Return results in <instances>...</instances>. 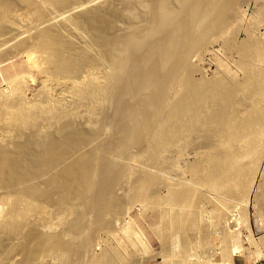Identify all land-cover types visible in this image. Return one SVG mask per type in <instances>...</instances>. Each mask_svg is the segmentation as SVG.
<instances>
[{
    "label": "rangeland",
    "instance_id": "374dc122",
    "mask_svg": "<svg viewBox=\"0 0 264 264\" xmlns=\"http://www.w3.org/2000/svg\"><path fill=\"white\" fill-rule=\"evenodd\" d=\"M5 1H7V0H4V1H2L3 3H11V4H13V1L15 2V0H8L7 2H5ZM9 1H11V2H9ZM17 2H19V4L20 5H22L23 3H25V5H27L28 6V8H30L29 6L30 5H33V2H34V0H28L27 1V3H29L30 5H28V4H26V2H25V0L24 1H22V0H16ZM36 1V3H38L39 1L38 0H35ZM42 0H40V2H41ZM83 0H81V4L83 5V4H85L84 3V1L82 2ZM90 1H92V0H90ZM95 1H97V0H93V2H95ZM99 1V0H98ZM103 1H107V2H110V3H115V0L113 1H111V0H103ZM117 1H119V0H117ZM116 1V2H117ZM120 1H122V0H120ZM127 1L129 2V1H131V2H129V3H127ZM156 1V2H155ZM123 0V2L126 4V6H128L129 4H131L130 6H128V7H130V11H129V13H130V15L128 14V12H124V10H123V12L126 14V16H123V18L121 17V15H120V20H118L116 23H115V27L117 28V31H116V29H115V27H114V32L116 33H114L115 35H116V37L118 38V40H122V41H119V43L120 42H123V40H124V38H125V35L122 37L121 35H118L117 36V32H119V34H122V33H120L121 32V29L123 30V34H126L127 35V32H129L132 28H134V27H136V28H134V29H132L131 30V32H130V35H131V37H130V35L128 34L127 35V37L125 38V39H129V37L130 38H134V35H137V36H135V38L133 39L134 41H135V39L137 40V39H139L138 40V42H140L139 44H135V45H139V46H137V47H139V48H137L138 49V52L140 53L141 51V53L139 54V53H137V51H135V50H137L136 48H132L133 49V51L131 50L130 51V49L129 48H127L128 49V52L130 51V53H126L125 52V54H130L128 57L125 55L123 58L121 57V59L119 60V61H121V63H119V61H118V63H116V61H115V64L113 65L114 66V68H115V70L116 71H118V69L120 68L121 70H122V68L123 67H120V66H122V64H123V61H124V63L125 64H127L125 61H128V64H127V66L125 65H123L124 66V69H123V71H121V73L123 72L124 73V75H122V74H120V75H114V72H116L114 69H112L111 68V66L112 65H110L111 63L113 64V60H112V62L110 63V61H104L103 60V63L104 62H106V63H104V65H102L101 63V61H99V63L98 64H101L100 66H101V68H100V66L99 67H97V65H92V66H88L89 67V69H88V67H87V69H85V67L84 68H81L78 72V74H80L79 76L80 77H83L86 73H87V75H89L88 77H86V75L83 77V78H81L80 80H82L83 82L85 81V83H87V82H89L90 80L91 81H94L95 80V78L96 79H98V80H96L95 82H98L97 84H95V86L93 85V87L92 86H90L91 84H90V82L88 83V84H90V85H88L87 84V88H88V86H90L89 87V89L87 90V88H85V91L87 90L88 92H86L85 93V91L84 92H79L75 87V85L76 84H81V82L82 81H80L77 77H75L76 75H73L72 76V78H71V76L69 77V80H68V77H67V75L66 74H62V73H58V72H55V73H58V74H60V76L58 77V76H56L57 74H55V73H52V72H54V71H52L51 70V67L50 66H48V68L49 69H47L46 71H45V69H42V70H44V72L42 71H39V70H41V68H38V66H40V65H42L41 67L42 68H47V65L49 64V61L45 58V55L44 54H47V53H44V52H41V51H38L37 49H36V51L35 52H33V53H35L34 55H37L36 53H37V51H38V53H42L43 54V57L46 59H43V60H45V61H43L42 60V56L40 55V54H38L37 56H38V58H39V56L41 57V60L42 61H40V58H39V60L37 61V64H36V62L34 61V63H32V62H30L31 64H32V66L30 65V63H29V59H27V57H26V55H28V54H31L30 52L31 51H33L32 49H34L35 50V48H31L30 50H29V47H31L29 44H27L28 46H27V48L24 46V48H22V49H24V50H22L21 49V47H19L18 48V51H17V47H18V39L20 40H22L23 38H25L26 36L25 35H23V34H27V33H25V31L28 29H30V28H32V26L31 25H33L34 27H36L37 26V24H35L34 25V23L32 24V21L34 22L35 20H37L36 18H34V20H32L33 19V14H32V16H30V13H29V16L26 14V12H25V15L27 16V17H31V19H30V21H31V23L29 22V20H28V18H25V16H23V10L27 7H25V5H23L25 8L22 10V8H23V6H21L20 8H21V11H22V13H21V11H19L20 9L18 8V11H16V14H15V11H14V9L15 10H17L16 8L19 6V4L17 5L16 3L15 4H13L14 5V8H12V9H10L9 11L11 12V10H12V12L14 11V14L11 12V14H13V15H18V16H16L17 18H19L20 17V15H21V17L20 18H22L23 19V21L22 20H19L20 21V23L21 24H23V25H25L21 30H20V32L22 31V30H24V28L26 29L25 31H23V32H17V31H19V30H17L16 29V31H11V30H13V28L9 25L10 23H4V21H2L5 25H1V29H2V27H3V29L2 30H5L4 28H5V26L8 24L9 26H7L8 28H10V30L8 29V30H6V32L5 31H2V30H0L1 32H0V34L1 33H3L4 34V32H5V34L3 35H0V55H1V52L3 53L2 54V57L0 56V58L2 59V60H0V95H2V96H0L1 97V99H0V103H1V100H3V98H4V96L3 95H6V96H9L10 97V95H11V93L13 92V95L14 94H16L15 92H18L17 93V95H15L14 96V98L13 97H8L9 99H10V101H11V98L14 100V99H16L17 100V102H19L18 104H20V102H21V105H20V109H21V107H22V102L23 103H25L24 105H23V107L25 106V108L24 109H26L27 111L29 110H31V112H34V113H29V111H28V113L26 112V115L27 114H29L30 116L32 115V117H28L29 115H27L26 117L28 118V119H20V117H16V118H19V119H17V120H19V122H22L21 124H19L18 123V121L17 120H15V121H12V120H14V119H11V118H8V116H7V118L8 119H11V120H9L10 122H8L7 120V118H5L4 117V114H3V105H0V107L2 108V109H0V113H1V111H2V114H0V116L1 117H3V119L0 117V142L3 140V145H5V141L7 142L8 141V139L9 140H12V135L13 134H16V135H14V137L13 138H18L17 136H20V134L22 133L23 134V132H25L26 131V129L29 131H27L26 132V135L28 134V133H30V130H35V131H37L38 130V133H37V136H38V134H39V137L40 136H45L44 138H47V139H54V140H56V138H58L60 135H52V134H55V133H57V134H59L60 132L59 131H61V129H62V126L60 127V124H61V122L64 120V122H65V124H66V122H68V124L67 125H65L64 124V122H62L64 125H63V127L64 126H69V127H71L72 125H74L73 127H75L76 129H82L81 131L83 132L84 130V132L83 133H85V134H87V135H89V136H91V138L90 139H93V136L91 135V132H93L92 134H94V133H96V134H94V136H96L95 137V139L91 142V144H86V146L88 145V148H90V150L88 149V148H86V146H84V145H82V149H84V147H85V149H88L87 150V152L88 151H90L91 153H93L94 151L96 152V151H98V154H97V158L98 159H95L96 157H94V161L95 162H97L98 160V163H99V165H98V163L96 164L95 162H93V163H95L98 167H96V165L95 164H93L94 165V169L93 170H95L94 171V176L96 177V175H97V177L95 178V180H96V182H95V180H94V183H96L95 185H93L92 184V187L94 188V187H96L95 189H93V188H91V191H92V189H93V191H95V192H91L90 191V193L89 194H87V193H84V194H82V193H79V194H81V197H82V199H84L83 200V204H85V206L84 205H82V203H81V199H78V198H80V197H78V196H80L79 194H77V193H74L75 195H78V196H75V195H72V193L73 192H71V195H69L70 197V199H72V202H73V198L72 197H75V199H76V203L77 204H75V205H72L73 203L71 202V200H70V202L72 203L71 204V208L73 207V206H75V208L77 207L76 205H78V206H83V207H85L84 209H83V207H79V208H76L77 210H79V211H75L74 210V212L72 213V211L73 210H71V212L70 211H68L67 210V205L65 206L64 205V207H66V210H65V208L63 207L62 208V206L60 207V204H59V206L57 205L58 204V201H57V207H55V206H53L52 204H55V203H52V201H51V204H50V201H48L49 203H48V206H47V204H46V206H44L45 205V203H47L46 201L49 199V198H47L45 201H44V199H40L39 200V202L41 201V200H43V202H44V208H46V210L45 211H47L46 213L48 214H46V213H44V214H46V215H43V217L44 216H49L50 217V219H52V217H54L55 218V216H56V218H55V220L57 221V224H58V220L59 221H62V215L64 214V217H63V219H65V220H63V222H59L60 224L61 223H64L65 221V223L63 224L64 226H62V224H61V227L63 228V230H62V232L61 231H59L61 228H59V227H56V221H54V226H52V223H51V226L52 227H55L54 229H56L55 230V232H52V228L50 227V222L48 223V222H46V224H45V227H46V225L49 227L48 228V230L49 229H52V230H47L45 227H44V230L42 229H40V226H39V228H38V232H40L39 231V229L41 230V234L43 235V231H45L44 233H45V236H46V238L45 237H43V238H40V239H38V237L36 238L37 239V241L36 242H34V244H33V242H32V240L30 241V242H32L31 244H30V242H29V244H30V250H31V252H30V250H29V252L27 251L26 252V249H28L29 248V246L27 245L26 246V249H25V251H20V253H19V250H18V253L19 254H15V253H11L10 255H6V257H10V258H6L5 259V256H4V260H6V261H1L2 263H0V264H30L31 262V264H35V263H37V264H264V244H263V242H262V240L264 239V209H263V205L264 204H262L263 202V198L261 199L260 197H262V196H264V192L262 193V191H264L263 189H264V185H262V184H264V181H262V180H264V148H263V146H264V138H263V135H264V96L262 95V93H259V94H255V95H253V97H251V95H250V97L248 96V93H247V96H248V98H247V96H246V94H245V92H244V94H245V96L243 95V97L241 96V94H242V92H243V89L241 88L242 86V84L244 83V82H246V80L243 82V79L244 78H246L247 76V74H244L243 75V73L242 72H244V66H246V64H244V66L243 67H241V68H239L238 66H239V64L240 65H243V62H245V63H248V60H247V58H246V56H247V54H248V49H246L247 51H245V50H243L244 48H242V52H246L245 54H242V53H240L241 52V49L239 50V47H242V46H251V44L253 43V42H255V43H257V45H261V46H263V42H264V22H263V20H264V17L263 16H261L262 15V13H264V3H262V2H264L263 0H261V3H259L260 2V0L258 1V0H256V2H255V0H248L249 1V3H248V1H246L247 3H244V2H242V3H244V4H246V5H248V6H241L242 5V3H241V5H240V7L239 6H237L235 9L236 10H238V9H240L241 7H244L243 9L241 8V10H243L242 12H241V10H238L240 13H238V14H235V13H233L232 12V14H231V19H236L237 17H239L240 18V20L239 21H237V19H239V18H237L236 19V23H235V21H232L231 22V24H233L232 25V27H233V31H232V27H231V24L229 25V30L230 31H232V33H234V32H236V33H234V35L233 34H230V36H229V33H230V31H228V30H226V32L228 33V36L223 32V34L222 33H220V34H222V37L221 36H219L220 34H218L220 31L219 30H217L218 31V33H216L215 32V29H213V31L215 32H213L214 33V35L216 34V35H218L219 37H221V38H225V36H224V34L227 36L226 38H230V39H227V40H230L229 41V43L230 44H228L229 45V47H228V45H226L227 43H225V41L226 42H228L226 39L225 40H223L222 39V41H221V39H220V41L217 39V37H215L212 33V36H214V39H212L213 37H210L209 38V36H210V33H208V32H210V30H208L207 31V29H206V31L205 32H207L209 35H207V34H204V38H205V35L206 36H208V37H206L207 39H205V41L207 40V41H209V40H212L213 42H208L207 43V45L205 46L204 44H203V42H204V40H202V39H200L202 36L201 35H199L198 37H200V38H198L197 39V37H196V39H195V37H193V38H185L184 39V37H183V34H182V32H181V30L180 29H177V27H176V25H179V24H185L187 21V19L186 18H183L184 20H183V22H181V20H179L181 23H179V21H178V19H180L179 18V15H180V17H181V15H184L185 17H187V13L185 14L184 12V14H179V12L180 11H183L184 10V8L183 7H185V3H186V5H188V3H187V0H173V3H172V1L171 0H159V2H158V0ZM166 1H167V3H166ZM176 1V2H175ZM258 1V2H257ZM32 2V3H31ZM39 2V3H40ZM89 2V1H88ZM92 2V3H93ZM100 2V1H99ZM138 2V3H137ZM142 2H144V3H142ZM153 2H155V3H153ZM157 2H158V4H160L161 3V5H162V2H164L163 3V5L164 4H166V5H169L170 7H168V6H166V5H164V6H166L167 7V10H168V8H169V11L168 12H170L169 13V15L170 14H172L173 13V15H170V18L167 16V18H166V20L169 18V22L170 21H172V19H173V21H174V23H173V25L175 24V26H173V25H171L170 27H169V24H172V22L171 23H167L168 21H166V25H168V26H166V29H167V27H168V32H167V30L165 31V34H164V36H162L163 34H161V38H160V36H158V37H156V34H160V33H157L156 31L154 32L155 33V35L151 32V30L152 29H150L151 27L150 26H155V25H158L159 23V21L158 20H160V19H158V18H155V15L157 14V13H159L160 11H161V8H160V11H159V8H157L158 9V11L159 12H157V10H155L156 9V7L158 6L157 5ZM183 2H185V3H183ZM22 3V4H21ZM36 3L34 2V7L36 6ZM86 3H87V0H86ZM136 3H137V5H136ZM169 3V4H168ZM181 3V4H180ZM261 4V5H263V6H261V5H259V4ZM141 4V5H140ZM148 4V5H147ZM152 4V5H151ZM175 4V5H174ZM86 5V4H85ZM132 5H134V7H132ZM147 5V6H146ZM151 5V6H150ZM156 7H155V6ZM173 5V6H172ZM257 6V5H259L261 8H262V11H260V7L258 6V7H255V6ZM33 6H32V9H30V10H33ZM37 6H38V4H37ZM125 6V5H124ZM125 6V7H126ZM139 6H141V7H139ZM148 6H150V9L148 8ZM152 6L153 7H155V12H157L156 14L152 11L151 12V10H152ZM160 6V5H159ZM181 6V7H180ZM1 7V6H0ZM128 7H127V9H128ZM136 7V8H135ZM160 7H162V6H160ZM178 7V8H177ZM239 7V8H238ZM27 8V9H28ZM144 8H146V9H144ZM147 8H148V10H147ZM175 8H176V10H175ZM238 8V9H237ZM247 8V9H246ZM257 10H256V9ZM260 8V9H259ZM1 9H3V10H6V9H4V8H2L1 7ZM1 9H0V12L1 13H3V11H1ZM27 9H25V10H27ZM125 9V8H124ZM182 9V10H181ZM202 9V8H201ZM258 9H259V11H258ZM171 10V11H170ZM186 10V9H185ZM236 10H234V11H236ZM254 10H255V12L259 15V16H261V17H263V19H261V22H263L262 24H261V22L259 21L260 19H258V22L260 23V25L258 24H255L256 23V21L257 20H255V19H257V18H260V17H258V16H256V13L254 12ZM52 11L54 12V9L53 10H48V11H46L45 12V16H46V18H47V16H48V18H49V20L48 19H46V18H42L43 19V21L44 20H48V21H46V22H49L51 19H53V22H56V19H59V22L61 21L60 20V18L59 17H62V12L61 13H57V14H61L58 18H56L55 19V17L56 16H58V15H56L55 16V14L54 13H52ZM126 11V10H125ZM128 11V10H127ZM143 11H148L147 12V15H145L146 13L144 12L143 13ZM149 11H150V13H149ZM4 12H6V13H8L9 15H11L10 14V12H8V9L6 10V11H4ZM29 12V10L27 11V13ZM137 12V13H136ZM187 12V11H186ZM259 12H262L261 14H259ZM0 13V14H1ZM6 13H3V14H1L2 16L4 15L5 17L7 16V17H9V15H7ZM20 13V14H19ZM51 13V15H52V17H49V16H51V15H48V14H50ZM123 13V14H124ZM137 15H136V14ZM154 15H153V14ZM180 13H182V12H180ZM243 15H242V14ZM6 14V15H5ZM122 14V15H123ZM124 14V15H125ZM133 14V15H132ZM141 16H140V15ZM176 14H177V16H176ZM241 14V17L239 16ZM64 15V14H63ZM128 15V16H127ZM153 15V16H152ZM159 15H160V13H159ZM236 15H238V16H236ZM12 16V15H11ZM45 16H42V17H45ZM133 18H132V17ZM139 16V17H138ZM145 16V17H144ZM172 16V17H171ZM183 16V17H184ZM254 16V18H252ZM255 16L257 17V18H255ZM134 17H135V19H134ZM148 17V18H147ZM150 17V18H149ZM151 17H154L153 19H154V21L156 22H154L153 21V19L151 18ZM177 17H178V19H177ZM232 17H236V18H232ZM12 18V17H11ZM51 18V19H50ZM147 18V19H146ZM175 18L177 19V21L175 20ZM182 18V17H181ZM229 18V19H230ZM7 20H8V18H6ZM28 20V22H25L24 20ZM42 19H40L41 21H42ZM54 19H55V21H54ZM129 19H130V21H129ZM137 19H138V21H137ZM140 19V20H139ZM144 19V20H143ZM186 19V20H185ZM230 19V20H231ZM142 20V21H141ZM149 20V21H148ZM253 20H255V22L253 21ZM22 21V22H21ZM39 21V20H38ZM37 21V22H38ZM41 21H39V22H41ZM152 21L154 22V24L155 25H153V24H151L152 23ZM175 21H176V23H175ZM186 21V22H185ZM25 24H24V23ZM36 22V21H35ZM36 22V23H37ZM53 22H51V23H53ZM131 22V23H130ZM234 22V23H233ZM27 23H30V25L29 24H27ZM56 23H58V20H57V22ZM55 23V24H56ZM61 23V22H60ZM117 23L119 24L120 23V25H121V27H120V25H117ZM146 23H149V24H146ZM179 23V24H178ZM228 23H230V22H228ZM252 23H254L253 25H252ZM39 24H41V23H39ZM126 24H127V26H126ZM131 24H132V26H131ZM135 24H139V25H136L135 26ZM144 26H143V25ZM181 24V25H182ZM187 24V23H186ZM23 25H21V27L23 26ZM119 27H117V26ZM125 25V26H124ZM146 25V26H145ZM150 25V26H149ZM237 25V26H236ZM240 25V26H239ZM250 25V26H249ZM255 25V26H254ZM139 26V27H138ZM173 26V27H172ZM254 26V28L252 29V27ZM7 27H6V29H7ZM28 27V28H27ZM30 27V28H29ZM33 27V28H34ZM40 27H42V26H40ZM39 27V28H40ZM156 27V26H155ZM257 27V28H256ZM37 28H38V26H37ZM143 28V29H142ZM145 28V29H144ZM147 28H148V30H150V32L149 31H147ZM174 28V29H173ZM200 28H202V26L200 27ZM220 28V27H219ZM231 28V29H230ZM249 28H251V29H249ZM62 29H65V28H62ZM120 29V30H119ZM136 29V30H135ZM138 29H140L139 30V34H135L134 32V35H133V33H132V31H134L135 30V32H137L138 31ZM156 29V28H155ZM169 29H170V32H169ZM218 29V28H217ZM235 29V30H234ZM237 29V30H236ZM27 30V31H28ZM33 30V29H32ZM38 30V29H37ZM37 30H36V28H34V31H36L37 32ZM129 30V31H128ZM173 30V31H172ZM204 30H205V28L202 30V29H198V31H200V32H202V34L203 33H205L204 32ZM247 30H248V32H247ZM12 33H11V32ZM63 31V30H62ZM65 31H66V29H65ZM64 31V32H65ZM153 31V30H152ZM198 31H196V32H198ZM8 32V33H7ZM28 32H31V33H28L29 34V36L30 35H32V32L33 31H31V29H30V31H28ZM36 32L34 33L33 32V35L34 34H36ZM126 32V33H125ZM142 32H143V34H142ZM200 32H198L197 34H199ZM246 32V33H245ZM10 33V34H9ZM138 33V32H137ZM149 33H150V35H149ZM168 33H169V35H168ZM174 33V34H173ZM249 33V34H248ZM252 33V34H251ZM19 34L20 35H22V36H24L23 38H22V36H19ZM27 34V35H28ZM172 34H173V37H171L172 36ZM181 35L182 36V39L184 40H181V37H179V35ZM11 35H12V37H11ZM16 35V36H15ZM32 35V36H33ZM140 35H143V36H140ZM149 35V36H148ZM153 35V36H152ZM194 35H195V33H194ZM193 35V36H194ZM251 35H253V36H251ZM17 36H19L18 38H17ZM28 36V37H29ZM129 36V37H128ZM146 36H147V38H146ZM175 36H177V38L175 37ZM191 36H192V34H191ZM234 36V37H233ZM236 36V37H235ZM6 37V38H5ZM9 39H8V38ZM11 37V38H10ZM15 37H16V39H15ZM73 37H75V36H73ZM80 37V40L79 39H77V38H79ZM81 35H79L78 37H76V38H73V39H77V42L79 41L80 43H78V45L80 44V46H82V43L84 42V41H81L82 39H81ZM84 37V36H83ZM121 39H120V38ZM137 37V38H136ZM144 37V38H143ZM158 38V39H160V41H162V42H160L158 39L156 40V38ZM165 37V38H164ZM168 37V38H167ZM202 37V38H203ZM251 37V38H250ZM262 37V38H261ZM14 38V39H13ZM27 38V37H26ZM30 38H31V36H30ZM85 38V37H84ZM123 38V39H122ZM142 38H143V40H142ZM146 38V39H145ZM172 38V39H171ZM173 38H175L174 40H173ZM179 38V39H178ZM232 38H234L235 40H233ZM254 38V39H253ZM28 39V38H27ZM89 38H85V40H87V41H89L88 40ZM141 39V40H140ZM174 41L173 43H172V41ZM186 39H188V41H186ZM190 39V40H189ZM209 39V40H208ZM217 39V40H216ZM252 39V40H251ZM3 40V41H2ZM13 40H15V41H13ZM21 40H20V45L19 46H22L23 44H21ZM84 40V39H83ZM133 40H131V41H133ZM146 40V41H145ZM167 40H169V44H170V46H169V44L167 45L166 43H165V41H167ZM175 40H178V42L177 41H175ZM197 40V41H196ZM198 40H202V42L200 43V41L198 42ZM254 40V41H253ZM87 41L86 42H84L83 44L85 45V46H88L89 44H90V42L87 44ZM126 41L127 40H125L123 43H121L120 45H122L123 44V46L122 47H117V49H119L118 51L120 52V51H122L123 53H124V51H125V49H123V47L125 46V43H126ZM134 41H133V43H134ZM142 41H144V43L142 42ZM260 43V44H258V42ZM76 42V41H75ZM142 42V43H141ZM145 42H147V43H145ZM153 42H154V46H153ZM157 42V43H156ZM159 42V43H158ZM177 42V43H176ZM183 43V44H181V43ZM189 42V43H188ZM235 42H236V44H235ZM12 43V44H11ZM15 45H14V44ZM18 43V44H17ZM149 43V44H148ZM163 43H165V44H163ZM198 44L197 46H196V44ZM211 43V44H210ZM233 43V46L235 47V49H233V47L232 46H230L231 44ZM247 43V44H246ZM249 43H251V44H249ZM13 45L12 47H10V49H9V46H11V45ZM87 44V45H86ZM147 44L149 45V46H147ZM157 44V45H156ZM178 44V45H177ZM201 44H203V46L201 45ZM254 44V43H253ZM253 44H252V46H253ZM5 45H8V47L7 46H5ZM84 45H83V47H84ZM119 45V44H118ZM142 45V46H141ZM176 45H177V47H176ZM195 45V46H194ZM201 45V46H200ZM210 45V46H209ZM227 47H226V46ZM240 45V46H239ZM255 46H257L256 44H254ZM14 46H16V48L14 47ZM126 46H127V44H126ZM130 47H132L131 45H129ZM149 47V48H142V49H144V50H146L147 49V51H145V52H143V50L140 48V47ZM159 47L158 49V51H159V54L160 55H162V53L164 54V55H162L163 57L165 56L166 57V54L164 53V51L167 53L169 50V54L171 55V56H173L174 57V55H173V53H177V54H179V52L181 53V54H179V55H177L178 57V59H179V61H178V63L180 62V59H181V62H180V64H179V66H177V64H175L176 66L174 67V66H172L174 63L173 62H171L170 60H169V62L172 64H170V63H168L166 60H165V62H167V65L168 64H170L171 66L170 67H174V69L176 68V70L174 71V69L172 68V69H170V70H172V71H170V72H168L169 71V69H167V68H170L169 67V65L166 67V66H162L161 64L163 63V64H165L164 63V61L163 62H161L162 61V58L163 57H159L158 55V51H154V50H157L156 48H154V47ZM161 46V47H160ZM168 46V47H167ZM187 46V47H186ZM255 46L253 47V48H255ZM4 47H6V49L8 50V51H5V53L3 52L4 50H6ZM23 47V46H22ZM128 47V46H127ZM174 47V48H173ZM197 49V50H195V48ZM246 47V48H247ZM11 48L13 49V51L11 50ZM28 49V51H26V49ZM122 50H121V49ZM154 49V50H151V49ZM162 48V49H161ZM178 49L177 51H176V49ZM203 48V49H202ZM238 48V49H237ZM253 49L252 47H249V49ZM4 49V50H3ZM116 49V50H117ZM126 49V50H127ZM141 49V50H140ZM169 49V50H168ZM175 49V50H174ZM231 49V50H230ZM9 50H10V52H9ZM140 50V51H139ZM160 50H162V53H161V51ZM164 50V51H163ZM118 51L116 52V53H118ZM134 51H135V53H134ZM153 51V52H152ZM176 51V52H175ZM190 51L192 52V53H190ZM208 51V52H207ZM229 51V52H228ZM26 52V53H25ZM115 52V51H114ZM173 52V53H172ZM116 53H114L113 55H117ZM121 53V52H120ZM142 53H143V55H142ZM152 53V54H151ZM194 53V54H193ZM4 54H6L5 56H4ZM220 54V55H219ZM241 54L242 55H244V57L246 58H244L246 61H244V59L243 58H241L242 56H241ZM119 55V54H118ZM117 55V56H118ZM124 55V54H123ZM151 55V56H150ZM170 55H169V58L168 59H170ZM175 55V56H176ZM212 55V56H211ZM215 55V56H214ZM246 55V56H245ZM37 56H36V58H37ZM120 56H122V55H120ZM132 56V57H131ZM135 56V57H134ZM181 56H182V58H181ZM3 57H4V59H3ZM115 56H113V58H114ZM119 57V56H118ZM117 57V58H118ZM150 57V58H149ZM154 57V58H153ZM168 57V56H167ZM184 57V58H183ZM219 57H220V59H223L224 60V65L222 66V63L220 62V63H217V61H218V59H219ZM29 58V57H28ZM37 58V59H38ZM117 58H114L115 60H117ZM120 58V57H119ZM118 58V59H119ZM125 58H127V60L125 59ZM130 58V59H129ZM133 58L135 59L136 58V61L135 60H133ZM161 58V59H160ZM186 58V59H185ZM215 58V59H214ZM218 58V59H217ZM149 59H152V60H149ZM167 59V58H166ZM167 59V60H168ZM243 60V62H242V60ZM29 60V61H28ZM34 60H35V58H34ZM130 60H132L134 63H132ZM173 60L175 61V63H177V61H176V59L175 58H173ZM216 60V61H215ZM222 60V61H223ZM240 62H239V61ZM130 61V62H129ZM155 61V62H154ZM156 61H158V63H160V64H157V62ZM184 61H185V63H184ZM226 61V62H225ZM41 62V64H39V63ZM45 62V63H44ZM101 62V63H100ZM107 62H109V63H107ZM150 62V63H149ZM153 62V63H152ZM186 62H188V64L186 63ZM193 62V63H192ZM215 62L217 63V64H220L223 68H224V66H225V64L226 63H228L227 64V66L228 67H230L229 69H227V70H229V71H233V73L235 72V71H237L238 70V72H235V76L233 77V76H231L230 74V72L228 71V76L230 77L229 79H231V78H237V81L239 82H241L242 84H240V82L239 83H237L236 82V79H235V83H236V85H234L235 83L234 82H232V81H227L226 83H234L233 85H234V87H233V89L234 88H236L237 87V84H239V86H241L240 88L239 87H237L236 89H238L239 88V90H236L238 93H241V94H239L237 97H234L235 98V100H233L234 98L232 97V96H234L232 93H234V91L235 90H231L228 86H230V87H232V84L231 85H225L227 88H228V91L232 94V96L231 97H228V96H230V94L228 95V91H226V93H225V91H224V89H222L223 91L222 92H220V90L218 91L217 90V92H218V94H219V96L221 95V93L223 94V95H225V98H226V96H227V98H232V100H233V102L235 101V103H234V105H233V102L232 103H230L229 104V102L231 101V99L230 100H228V101H226L227 100V98L226 99H224V96H223V98L222 99H224V100H222L221 98H219V96H218V98L219 99H221L222 100V102L220 103V102H218L219 101V99L217 98V97H215V98H217V100L216 101H214L215 102V104H214V107H215V105H216V103H217V107H215V109L216 108H220V109H213L214 107H211V108H209L207 105H208V103L209 102H213V94H215V92L216 91H214V93H213V91H212V93L208 90V94H207V90H206V93H204L205 91L203 90V88H202V85H204V89H205V87H206V85L207 86H209L210 85V83L211 82H213L212 83V85H216V80H219L218 78V76H219V73L221 74V72H220V70H222L220 67V65H218L219 66V68L217 69V68H215ZM239 62V63H238ZM131 63V64H130ZM138 65H137V64ZM183 63V64H182ZM214 63V64H213ZM237 63V64H236ZM242 63V64H241ZM33 64H36V65H33ZM119 64H121L120 66H119ZM133 64H134V66H133ZM186 64V65H185ZM212 64V65H211ZM232 64V65H231ZM50 65V64H49ZM107 65H109L108 67H106ZM118 65V66H117ZM148 67H147V66ZM234 65H236V66H234ZM248 65V64H247ZM95 66V67H94ZM103 66V67H102ZM105 66V67H104ZM112 66V67H113ZM116 66V67H115ZM132 66V67H131ZM166 67V70H167V72H166V70H164V72H162V70L164 69H162V67ZM192 66H194L195 68H192L191 69V67ZM227 66H225V67H227ZM34 67V68H33ZM96 69H94V68ZM119 67V68H118ZM125 67H128V68H126L125 69ZM134 68V70L133 69H131V68ZM151 67V68H150ZM157 67V68H156ZM184 67V68H183ZM217 67V66H216ZM227 67V68H228ZM35 68H38V70L37 69H35ZM91 68V69H90ZM108 68H110V69H108ZM117 68V69H116ZM142 68V69H141ZM148 68V69H147ZM187 68H190V70L189 69H187ZM197 68V69H196ZM237 70H236V69ZM247 68V67H246ZM249 68V67H248ZM247 68V69H248ZM83 69H85V70H83ZM159 69V70H158ZM193 69H195V70H193ZM225 69V68H224ZM223 69V70H224ZM239 69H244V70H239ZM87 70L88 71H92V72H87ZM110 70H113V71H110ZM150 70V71H149ZM184 70V71H183ZM227 70H226V73H227ZM81 71V72H80ZM83 71V72H82ZM84 71H85V73H84ZM97 71V72H96ZM126 71H128V72H126ZM131 71H133V72H131ZM159 71V72H158ZM173 71H174V73H173ZM176 71H178V72H176ZM217 71V72H216ZM231 71V72H232ZM241 71V72H240ZM46 72H49L48 74L50 75H48ZM112 74H111V73ZM119 72V71H118ZM135 72V73H134ZM157 72V73H156ZM163 74H162V73ZM183 72V73H182ZM190 72H192V73H190ZM197 72H198V74H197ZM215 72H216V74H218V76H214L213 77V75H215ZM219 72V73H218ZM246 72H248V70H245V72L244 73H246ZM46 73V74H45ZM84 74L83 76H82V74ZM99 73V74H98ZM110 73V74H109ZM148 73V74H147ZM169 75H168V74ZM173 73V74H172ZM232 73V74H233ZM238 75H237V74ZM55 74V75H54ZM78 74H77V76H78ZM92 74V75H91ZM94 74V75H93ZM116 74H119V73H116ZM126 74V75H125ZM132 76H131V75ZM167 74V75H166ZM176 74V75H175ZM189 74V75H188ZM47 75V76H46ZM63 75H65V76H63ZM91 75V76H90ZM98 75V76H97ZM105 75H107V76H105ZM108 75H110V76H108ZM128 75V76H127ZM130 75V76H129ZM152 75V76H151ZM160 75V76H159ZM242 75L243 76H245V77H243V79H241V77H242ZM45 76V77H44ZM49 76V77H48ZM52 76V77H51ZM54 76H56V77H54ZM78 76V77H79ZM92 76H94V78L93 79H91L90 77H92ZM96 76V77H95ZM103 76V77H102ZM145 76V77H144ZM193 76V78L194 79H196V80H194L193 78H191ZM48 77V78H47ZM61 77H66V79L64 78H61ZM75 77V80L73 79ZM107 77V78H106ZM111 77V78H110ZM115 78V80L116 81H112V78ZM118 77H121V79L119 78L118 79V81H120V82H118L117 83V78ZM217 79H216V78ZM19 79L20 81H21V85H20V83L18 82V80H17V83H19V84H16L17 85V90L18 91H16L15 90V92H14V90H13V88L11 87L12 85V82H11V84H10V81L9 80H11L12 79V81H13V79ZM23 78V79H22ZM51 78V79H50ZM54 78V79H53ZM56 78V79H55ZM60 78V79H59ZM71 78V79H70ZM76 78L78 79V80H76ZM86 78V79H85ZM100 78H102V79H100ZM109 78H110V80H109ZM113 78V79H114ZM139 78V79H138ZM142 78V79H141ZM146 78V79H145ZM184 78V79H183ZM187 78V79H186ZM192 79V81L195 83L196 82V85L197 84H199V85H201V88L200 87H198L199 88V90H197V92H199V93H197L196 92V94L195 95H197L195 98L197 99V101L195 100V98H194V101H192V102H194V103H192V105H191V103H189V102H191L190 101V99L191 100H193V97H191V95H190V97L191 98H189V97H187L188 95H189V93H190V86L192 85V82L189 80V79ZM213 78L215 79V82L214 81H211V80H213ZM238 78L240 79V80H238ZM63 81H62V80ZM84 79V80H83ZM106 79V80H105ZM160 79V80H159ZM72 80V82L70 83V81ZM89 80V81H88ZM107 80L109 81V83L107 82ZM131 80V81H130ZM161 80H163V81H161ZM189 80V82H191V83H189L188 82V84H186V81H188ZM199 80V81H198ZM204 81V80H206V81H204V84L202 83V82H200V81ZM210 80V81H209ZM226 80V79H225ZM233 80V79H232ZM73 81L76 83H74V86L72 85L73 84ZM79 81V82H78ZM101 83H100V82ZM124 82V83H122V82ZM173 81V82H172ZM197 81H198V83H197ZM44 82V83H43ZM58 82V83H57ZM63 82V83H62ZM69 82V83H68ZM114 82V83H113ZM177 82V83H176ZM179 82H183L182 83V85H181V83H179ZM185 82V83H184ZM205 82H208L207 84L205 83ZM111 83V84H110ZM133 83V84H132ZM153 83V84H152ZM180 85H179V84ZM201 83V84H200ZM44 84H46V85H44ZM79 84V85H80ZM99 84V85H98ZM102 86H101V85ZM106 84V85H105ZM120 84H122V85H120ZM126 84V85H125ZM136 84V85H135ZM178 84V85H177ZM184 84V85H183ZM206 84V85H205ZM11 85V86H10ZM71 85H72V87H71ZM116 85V86H115ZM152 85V86H151ZM175 85H176V87H175ZM185 85H187V87H190V88H188L189 90V93H187V88L185 87ZM199 85H197V86H199ZM97 86V87H96ZM120 86V87H119ZM126 86V87H125ZM236 86V87H235ZM11 87V88H10ZM47 88V90H46V88ZM178 87H182L181 89H183L181 92L179 91V90H177L178 89ZM226 87H224V88H226ZM21 88V89H20ZM108 88V89H107ZM111 88V89H110ZM197 88V89H198ZM226 88V89H227ZM20 89V90H19ZM74 89V90H73ZM95 89V90H94ZM97 89V90H96ZM158 89V90H157ZM186 89V90H185ZM207 89V88H206ZM242 89V92H240V90ZM75 90H77V91H75ZM94 90V91H93ZM117 90V91H116ZM125 90L126 91V93L124 92L123 93V91ZM175 90H176V92H175ZM185 90V92H183ZM204 91V92H201V91ZM12 91V92H11ZM90 91H93V92H91L90 93ZM115 91V92H114ZM130 91H132V92H130ZM136 91V92H135ZM149 91V92H148ZM177 91H178V94H176L177 93ZM11 92V93H10ZM63 92V93H62ZM74 92V93H73ZM155 92V93H154ZM166 92V93H165ZM180 92V93H179ZM183 92V93H182ZM216 92V93H217ZM8 93H10V94H8ZM20 93V94H19ZM44 93L46 94V95H44ZM77 93H78V95H77ZM82 93V94H81ZM85 93V94H84ZM120 93H122L121 95H120ZM131 94L130 96L128 95V94ZM139 93H141V94H139ZM159 93V94H158ZM185 93V94H184ZM202 93H204V94H202ZM238 93H235V94H238ZM87 94V95H86ZM119 94V95H118ZM124 94H126V95H128L127 97H126V99H124ZM135 94V95H134ZM144 94V95H143ZM180 94H183V95H185V97L187 98V100H188V98H189V100L187 101L186 100V98L183 96V95H180ZM191 94V93H190ZM205 94H207V96H209V95H211V96H209V98L211 99V97H212V99H211V101H209L207 98H206V96H205ZM250 94V93H249ZM264 94V93H263ZM21 95V96H20ZM41 95V96H40ZM44 95V96H43ZM62 95V96H61ZM257 95V96H256ZM258 95H260V96H258ZM6 96H5V98H4V100L6 99ZM17 96V97H16ZM19 96H20V100H19ZM79 96H81V97H79ZM85 96V97H84ZM116 96V97H115ZM119 96L121 97V98H119ZM149 96V97H148ZM178 96V97H177ZM181 96V97H180ZM214 96H216V95H214ZM236 96V95H235ZM262 96V97H261ZM3 97V98H2ZM23 97V98H22ZM45 97V98H44ZM47 97V98H46ZM76 97V98H75ZM100 97V98H99ZM106 97V98H105ZM144 97H145V99H144ZM169 97V98H168ZM175 97V98H174ZM183 97V98H182ZM200 97H201V99H200ZM203 97H204V101H203ZM247 98V100H245L244 101V99L243 98ZM8 98L6 99V100H8ZM130 98V99H129ZM139 98H141V99H139ZM150 99V100H152V101H150V102H154L153 103V110H149L152 106H151V104L148 102V100L147 99ZM153 98L155 99V101H153ZM159 98V99H158ZM174 98V99H173ZM182 99V102L180 103V101H181V99ZM185 98V99H184ZM206 98V99H205ZM251 98V99H250ZM260 98H262V101H261V99ZM38 99H39V101H38ZM81 99H82V101H81ZM86 99V100H85ZM116 99V100H115ZM137 99V100H136ZM157 99V100H156ZM239 99V100H238ZM257 100V102L256 101H254V100ZM12 100V107H10V108H13L14 106L16 107V103H15V101L16 100H14L13 101ZM73 100V101H72ZM122 100H124L123 101V103H122ZM131 100H133V103H131L132 101ZM146 100H147V102L149 103V104H147L146 103ZM160 100V101H159ZM178 100V101H177ZM180 100V101H179ZM184 100L188 103V104H190V105H188L186 102H184ZM207 100V101H206ZM215 100V99H214ZM220 100V101H221ZM242 100V101H241ZM250 102H249V101ZM9 101V104H11V102ZM61 101V102H60ZM98 101V102H97ZM112 101V102H111ZM119 101V102H118ZM128 101H130V104H131V106L130 107H128L129 106V102ZM157 101V102H156ZM166 101H168V102H166ZM170 101V102H169ZM206 101V102H205ZM226 101V102H225ZM243 102L244 103V105H243V103H241V102ZM13 102L15 103V105L13 104ZM66 102V103H65ZM89 102V103H88ZM109 102V103H108ZM128 102V103H127ZM144 103L143 105H145V106H150V108L148 109V107H146L147 109H148V111H149V113L148 114H150L151 116H152V113L151 112H153L154 110H156V112H160V113H156L155 111V113L157 114H153V115H156V116H154V117H152L154 120L152 121H150V119H148L152 124H150V126L152 127V125H153V127L151 128L150 126H149V128L150 129H147L146 127H147V125H145L146 123L144 122L145 120H146V118H148V117H144L143 116V114L144 115H146V116H149V118H150V115H147L146 113H143L142 112V110H143V108L145 107H141V111L139 110L140 109V107L138 106V105H136L137 106V110L138 111H136V107H133V105L135 106V103H139V105L141 106V103ZM161 102V103H160ZM172 102L174 103V104H172ZM178 102V103H177ZM198 102V103H197ZM208 102V103H207ZM213 102V103H214ZM249 102V103H248ZM49 103V104H48ZM118 103V104H117ZM119 103H121L120 104V108L123 110L122 112H121V109H120V111H119V107H118V105H119ZM126 103H127V105H126ZM155 103H156V105H155ZM157 103H160L159 105H161L160 107H158V104ZM165 103V104H164ZM177 103V104H176ZM203 103H205L204 105H203ZM207 103V104H206ZM225 103V104H224ZM255 104V105H253V104ZM259 103V104H258ZM27 104L30 106V107H28L27 106ZM44 104H46V105H44ZM103 104V105H102ZM114 104V105H113ZM124 104V105H123ZM133 104V105H132ZM196 104V105H195ZM210 105L209 106H212L213 104L212 103H209ZM223 104V105H222ZM227 104V105H226ZM241 104L243 105V106H241ZM258 104V105H257ZM32 105V106H31ZM43 105V106H42ZM101 105V106H100ZM166 105V106H165ZM179 105V106H178ZM205 105L207 106L206 108H205ZM222 105V106H221ZM238 105V106H237ZM252 105V106H251ZM9 106H11V105H9ZM18 107H19V105H17ZM76 106V107H75ZM106 106V107H105ZM121 106H124V107H126V108H124V107H121ZM154 106H156V109H154ZM177 106V107H176ZM186 106V107H185ZM188 106V107H187ZM225 107V109H224V107ZM235 106V107H234ZM239 107V108H237V107ZM241 106V107H240ZM18 107H16V109H18ZM22 107V108H23ZM100 107V108H99ZM113 107V108H112ZM118 107V108H117ZM133 107V108H132ZM184 107V108H183ZM205 109H207V110H205ZM251 107V108H250ZM9 108V107H8ZM7 108V109H8ZM9 108V109H10ZM29 108V109H28ZM78 108V109H77ZM159 108V109H158ZM208 108H209V110H208ZM237 108V109H236ZM249 108H250V110H249ZM9 109H8V111H9ZM16 109L14 108V112H16V114H17V112H18V114L19 113H21L22 111L21 110H19V111H21V112H19L18 110L16 111ZM99 109V110H98ZM104 109V110H103ZM108 109V110H107ZM116 109V110H115ZM127 109V110H126ZM135 109V110H134ZM172 109H173V111H172ZM182 109V110H181ZM184 109V110H183ZM203 109V110H202ZM215 110V112L213 111V110ZM241 109V110H240ZM34 110V111H33ZM66 110V111H65ZM118 110V111H117ZM144 110H145V108H144ZM160 110V111H159ZM164 110H165V112H164ZM175 110V111H174ZM205 110V111H204ZM211 110H212V112H214V113H212L211 114ZM219 110H221V111H219ZM223 110V111H222ZM259 110H260V112L262 113L263 112V114H261L260 112H259ZM8 111H7V113H8ZM38 111V112H37ZM55 111V112H54ZM106 111H107V113H106ZM133 111H134V114H133ZM136 111V112H135ZM140 111V112H139ZM147 110H145V112H146ZM147 111V112H148ZM167 111V112H166ZM170 111H172L171 113H170ZM182 111V112H181ZM208 111V112H207ZM253 111V112H252ZM257 111V112H256ZM10 112H12L11 111V109H10ZM25 112H22V113H24L25 114ZM105 112V113H104ZM117 112V113H116ZM128 113V115L129 116H126L127 114H125V115H122L123 113ZM130 112V113H129ZM153 112V113H154ZM161 112H163V113H161ZM176 112H178V114L176 113ZM210 112V113H209ZM260 114H259V113ZM4 113H5V107H4ZM7 113L5 114V115H7ZM22 113H21V115H22ZM37 113V114H36ZM52 115H51V114ZM57 113V114H56ZM83 113V114H82ZM100 113V114H99ZM116 113V114H115ZM132 113V114H131ZM135 113H137V114H135ZM139 113V114H138ZM170 113V114H169ZM176 113V114H175ZM180 113V114H179ZM200 113V114H199ZM201 113H202V115H201ZM242 113V114H241ZM245 113V114H244ZM23 114V115H24ZM33 114H35V116L37 115V121L35 122V121H33L34 119H35V117L33 116ZM39 114V115H38ZM44 114V115H43ZM48 114V115H47ZM62 114V115H61ZM66 114V115H65ZM115 114V115H114ZM141 114V115H140ZM163 114V115H162ZM165 114V115H164ZM174 114V115H173ZM199 114V115H198ZM252 114H254L253 116H251ZM256 114V115H255ZM20 115V114H19ZM18 115V116H19ZM50 115L52 116V117H50ZM64 115H65V117H64ZM116 115H117V117H116ZM118 115H122L123 117L124 116H126L125 118H123V117H119ZM159 115V116H158ZM176 115V116H175ZM198 115V116H197ZM210 115V116H209ZM212 115V116H211ZM250 115V116H249ZM69 116V117H68ZM101 116V117H100ZM140 116V119L139 118H135V117H139ZM142 116H143V118H144V120L142 121ZM165 116V117H164ZM167 116V117H166ZM178 116V117H177ZM198 117V119H199V121H198V119H197V117ZM200 116L202 117L201 119H200ZM240 116V117H239ZM242 116H244V117H242ZM245 116H247V117H245ZM256 116H258V117H256ZM47 117H49V118H47ZM58 117V120L56 119ZM63 119H62V118ZM71 117V118H70ZM72 117H73V119H72ZM88 117V118H87ZM104 117V118H103ZM114 117V118H113ZM116 117V118H115ZM119 117V118H118ZM206 117V119H204ZM211 119H210V118ZM249 117V118H248ZM253 117V118H252ZM254 117H256V118H254ZM34 118V119H33ZM47 118V119H46ZM51 118V119H50ZM56 120H55V119ZM67 118V119H66ZM70 118V119H69ZM127 118H130V119H132L133 120V122L134 123H130V122H132V121H130L129 119H127ZM156 118V119H155ZM170 118H172V120L170 119ZM174 118V119H173ZM208 118V119H207ZM241 118V119H240ZM252 118V119H251ZM258 118V119H257ZM29 119H32L31 120V122H29ZM39 119V120H38ZM49 119V120H48ZM53 119V120H52ZM62 119V120H61ZM75 119V120H74ZM117 119H127V121H123V120H118L117 121ZM139 119V120H138ZM181 119V120H180ZM204 119V120H203ZM227 119L229 120V122H226L227 121ZM244 119H245V121H244ZM251 121H250V120ZM261 119H263V120H261ZM22 120V121H21ZM23 120H27L28 121V125H25V126H23L24 124H26L25 122H24V124H23ZM65 120H68V121H65ZM70 120H72V121H70ZM74 120V121H73ZM77 120V121H76ZM87 120H89V121H87ZM96 120V121H95ZM100 120V121H99ZM113 120V121H112ZM175 120V122H172V121H174ZM207 120V122H205ZM212 120V121H211ZM253 120V121H252ZM258 120V121H257ZM6 121H7V123H10V124H7L6 123ZM130 121V122H129ZM197 121V122H196ZM226 123H225V122ZM247 121H249V122H247ZM255 121L257 122V124L255 123ZM13 122V123H12ZM15 122H17L16 124H18L19 126L21 125V127L23 128V129H20L19 131L21 132V131H23L24 129V131L23 132H21V133H19V131L17 130V132L15 131L16 130V128H14V129H12V130H14V132L12 131H9L10 130V126L9 125H11V127L12 126H14L15 124ZM35 122V123H34ZM56 122H58V124L56 123ZM71 122H73V124L71 123ZM75 122V123H74ZM114 122H116V123H114ZM143 122V123H142ZM153 122H154V124H153ZM167 122H169V123H167ZM201 122V123H200ZM241 122V123H240ZM252 122V123H251ZM259 122H260V124H259ZM6 123V126H3L4 124ZM30 123V124H29ZM72 125H71V124ZM81 123L83 124V128L84 127H86V128H82V125H81ZM101 123L103 124V125H101ZM113 123V124H112ZM119 123V124H118ZM128 125H127V124ZM139 123V124H138ZM163 123V124H162ZM173 123H174V125H173ZM181 123V124H180ZM184 123V124H183ZM190 123H194V124H190ZM210 123V124H209ZM236 123H238L237 124V126H236ZM254 123V124H253ZM12 124H14V125H12ZM31 124L33 125V127L31 126ZM37 124V125H36ZM42 124V125H41ZM49 124V125H48ZM76 124L78 125H81V126H77V127H79V128H77L76 127ZM92 124V125H91ZM135 125L134 126V129L135 128H137L139 131V133H136V135L134 134V132H137V130H134L132 127V125ZM145 125V126H142L143 127V129H142V133H141V125ZM147 124H149V123H147ZM169 124V125H168ZM178 124V125H177ZM191 126H190V125ZM218 124V125H217ZM249 124H251V126L249 125ZM259 124V125H258ZM262 124V125H261ZM62 125V124H61ZM94 125H95V128H93L94 127ZM115 125H117V126H115ZM155 125H156V127H158V128H156L155 127ZM163 125V126H162ZM181 125H182V127H181ZM184 125H186V126H184ZM193 125H194V128H193ZM199 125H200V127H199ZM202 125H206V128H205V126L204 127H202ZM211 127H210V126ZM229 125V126H228ZM249 125V128L250 129H248L247 130V126ZM28 126V127H27ZM47 126V127H46ZM53 126V127H52ZM92 126V127H91ZM98 126V127H97ZM114 126V127H113ZM127 126H130V128L129 127H127ZM168 126V127H167ZM172 126H173V128H172ZM174 126L176 127V128H174ZM184 126V127H183ZM214 126V128H213V130H212V127ZM236 128H235V127ZM243 126V127H242ZM254 126V127H253ZM261 126V128H259ZM263 126V127H262ZM4 127V128H3ZM14 127H16V125L14 126ZM25 127H27V128H25ZM32 127V129H29V128H31ZM60 127V130L58 131V129L57 128H59ZM68 127V128H69ZM81 127V128H80ZM146 129H145V128ZM165 127V128H164ZM171 127V128H170ZM177 127H181L182 128V132H179V130H181V128L179 129V130H176L177 129ZM188 127V129H186ZM226 127V128H225ZM230 127V128H229ZM258 127V128H257ZM7 128H8V130H7ZM42 128V129H41ZM74 128V129H75ZM99 128V129H98ZM114 128V129H113ZM155 128V129H154ZM160 128H162V129H160ZM186 129L187 130V132H186V130L184 131L183 129ZM208 128V129H207ZM229 128V129H228ZM233 130H232V129ZM235 128V129H234ZM240 129V130H238L239 132H237L236 130L237 129ZM245 128V129H244ZM252 128V129H251ZM42 131V132H40L39 133V131L40 130ZM91 130L89 133H87L89 130ZM98 129V130H97ZM120 130V132H119V130ZM126 129V130H125ZM131 129H133V130H131ZM146 130V131H144L143 132V130ZM197 129V130H196ZM200 129V130H199ZM225 129V130H224ZM254 129H256V131L254 130ZM5 130V131H4ZM44 130H45V132L46 133H44ZM54 130V131H53ZM56 130V131H55ZM87 130V131H86ZM93 130V131H92ZM94 130H97V131H94ZM125 132H124V131ZM147 130H149V131H147ZM158 130H160V131H158ZM165 130V131H164ZM173 130V131H172ZM190 130V131H189ZM203 130H205V131H203ZM208 130V131H207ZM217 130V131H216ZM232 130V131H231ZM254 130V131H253ZM9 131V132H8ZM34 131V132H35ZM49 131V132H48ZM59 133H58V132ZM123 131V132H122ZM194 131H196V132H194ZM198 131V132H197ZM203 131V132H202ZM10 132H11V134H10ZM16 132V133H15ZM51 132V133H50ZM55 132V133H54ZM97 132H100V133H97ZM157 132V133H156ZM159 132H160V134H159ZM163 132V133H162ZM177 132H179V133H181V134H177ZM184 132H185V134L186 133H188L189 134V132L191 133V134H195V133H202V134H204L203 136H205V135H207L208 137H212V138H209L210 139V141L212 142V144H210V141H208V138H207V136H205V137H203V136H201L202 134H198V135H196V136H201V139H202V137H203V139L202 140H200V139H198V138H200V137H195V135L193 134L192 136H190V134L187 136V135H184ZM193 132V133H192ZM207 132V133H206ZM212 132V133H211ZM247 132V133H246ZM250 132V133H249ZM252 132V133H251ZM255 132V133H254ZM256 132H258V134L256 133ZM4 133V134H3ZM33 132H31L30 133V135L32 136L33 134H32ZM43 133V134H42ZM116 133V134H115ZM128 133V134H127ZM133 133V134H132ZM146 133H148V134H146ZM173 133L174 134H177L176 136H174L173 135ZM232 133H235V134H233V136H232ZM239 133V134H238ZM259 133H261V135L259 134ZM34 134H36V133H34ZM50 136H49V135ZM101 134V135H100ZM127 134V135H126ZM131 134L132 135H134V136H132L131 137ZM140 134V135H139ZM141 134H142V137H144V134L146 135L145 136V139H143L142 137H141ZM155 134V135H154ZM166 134V135H165ZM215 134V135H214ZM221 134V135H220ZM224 134V135H223ZM229 134H230V137H229ZM245 134V135H244ZM257 134V135H256ZM263 134V135H262ZM25 135V137H29V135L28 136H26ZM49 137H48V136ZM99 135V136H98ZM121 137H120V136ZM137 135H139L140 136V142H139V140L138 141H136V138H134L135 140H132V138L133 137H137V138H139V136H137ZM217 135H218V137H217ZM235 135V136H234ZM239 135V136H238ZM240 135H242V136H240ZM251 135V136H250ZM252 135H254L253 137H252ZM8 138H6V137ZM11 137V138H9V137ZM16 136V137H15ZM22 136V135H21ZM24 136V135H23ZM30 136V138H35V137H31ZM51 136L53 137V138H51ZM56 136H58V137H56ZM126 136V137H125ZM128 136V137H127ZM129 136L131 137L130 139H129V141L130 140H132V141H135L136 143H137V147L139 146V145H141L142 143V146L143 147H145V148H143V147H141V149H146L145 151H142L140 148H137L136 147V143L134 144L135 145V148H134V145L133 144H130V146L128 145V141H126V139L128 140V138H129ZM160 136V137H159ZM161 136H164L165 137V140L162 138L161 139ZM166 136H167V138H166ZM172 136H173V139L171 140V138H172ZM213 136L215 137V138H217L219 141H217V139H214L213 138ZM226 136H228V137H226ZM247 138H246V137ZM251 138H249V137ZM257 136V137H256ZM25 137H23V138H25ZM55 137V138H54ZM124 137V138H123ZM156 137H157V139H158V137L161 139H159V140H157V142H156ZM171 137V138H170ZM184 137H186V140L185 141H183L184 140ZM241 137V138H240ZM244 137V138H243ZM23 138H19V139H23ZM40 138H43V137H40ZM96 138H97V141H96ZM115 138V139H114ZM192 138H193V140H192ZM196 138V139H195ZM206 138H207V140H206ZM245 138L247 139V141L245 140ZM254 138H256V139H254ZM258 138H259V140H258ZM261 138V139H260ZM14 140L13 139V141L12 142H9V143H12V144H10L11 146L13 145V147H15L18 143L17 142H14V141H18L19 139H17V140ZM119 139V140H118ZM125 139V140H124ZM214 139V140H213ZM236 139V140H235ZM32 140V139H31ZM155 140V141H154ZM171 140V141H170ZM182 140V141H181ZM190 140V141H189ZM200 140V141H199ZM214 141V143H213V141ZM239 140V141H238ZM251 142H250V141ZM261 140V141H260ZM20 141V140H19ZM97 143H96V142ZM116 141H118V143L116 142ZM122 141H126V142H122ZM160 141V142H159ZM192 141L194 142V143H192ZM230 141V142H229ZM240 141H242L241 143H243V144H245V147H244V145H242L241 143L239 144V142ZM244 141H245V143H244ZM253 141V142H252ZM256 141V143H254ZM13 142H14V144L15 143H17L15 146H14V144H13ZM131 142V141H130ZM139 142V143H138ZM185 143L186 142V144L188 145V148H185L186 146H184V145H182L183 143ZM191 142V144H192V146H191V144H189ZM203 142H205V143H203ZM207 142H209V143H207ZM218 142V143H217ZM223 142V143H222ZM248 142H250V144L248 143ZM20 143V142H19ZM94 143H96V144H94ZM113 143V144H112ZM124 145H123V144ZM126 143V144H125ZM132 143V142H131ZM146 143H147V146H146ZM159 143V144H158ZM200 143V144H199ZM217 143V144H216ZM219 143H221L220 145H219ZM246 143H247V145H246ZM253 143V144H252ZM259 143V144H258ZM1 145H0V148H2L1 146H2V143H0ZM8 144V143H7ZM7 144L5 145V146H3V149H4V147H5V149L3 150V151H6V152H8L9 150H10V147L9 148H7L6 149V146H7ZM120 146H119V145ZM139 144V145H138ZM175 144H180V146H184V148L185 149H183V148H181L180 147V149L177 147V145L176 146H173V145H175ZM185 144V145H186ZM202 144H205L206 146L207 145H209V146H207V147H212L214 144H216V146L214 147H212V148H207V147H205V145L204 146H201ZM236 144L238 145V146H236ZM252 144V145H251ZM10 145H8V146H10ZM93 145H94V147H93ZM116 145H118V146H116ZM158 145V146H157ZM163 145V146H162ZM212 145V146H211ZM242 145V146H241ZM248 145H250V147H248ZM260 145V146H259ZM262 145V146H261ZM90 146H92V148H93V152H92V149H91V147ZM96 146V147H95ZM100 146V147H99ZM116 146V147H115ZM200 146V147H199ZM221 146V147H220ZM236 148H234V147ZM256 146V147H255ZM259 146V147H258ZM13 147H11L13 150L11 151H9V153H13V151H14V148ZM81 147V146H80ZM151 147V148H150ZM175 147V148H174ZM196 147V148H195ZM231 147H232V149H231ZM243 147V148H242ZM258 147V148H257ZM16 148H17V146L15 147V150H16ZM95 148V149H94ZM131 148V149H130ZM133 148L136 150H139V151H135V150H133ZM177 148H178V150H177ZM216 148V149H215ZM239 148V149H238ZM247 150H249V149H253V151L254 150H256V148L259 150V154H261V155H259V159H261V161L259 160V164H257V166H255V168L256 169H254V170H257L258 169V172L257 171H255V172H257V173H255V172H253V173H255V175L253 174V175H251L252 177H251V179L253 178V181L254 182H252V180L250 181V187L247 185V190L248 191H250L249 189L251 188V191L250 192H248L247 190H246V188H242L241 187V189H243V190H241L239 187V189L242 191V193H243V191H245L246 190V194H244V197L242 198L241 196L243 195V194H241L240 192L241 191H239V190H235V193H236V191H238L239 192V195L241 194V198L245 201H241V200H239V198L237 199L236 198V196H235V198H233V196H232V199H234V200H231V195H230V199H229V197L227 198L226 196H223V199H222V195H224V193L227 191V189H226V191L224 190V188H223V185H222V178L225 176L224 174H226L229 170H226L227 168H228V166L230 165L231 166V164H232V162L234 161V159H235V161L237 160V161H241V166L244 164H250V161H251V165H252V161H253V159H254V153H253V155H251V150H249L250 152L248 153V154H250L249 156L251 157L252 156V160L250 159V158H246L245 159V157L246 156H248V155H246L243 151L245 150V152L247 153V151H246V149ZM260 148H262V149H260ZM18 149H19V147H18ZM100 149V150H99ZM181 149H183L182 151H181ZM228 149V150H227ZM231 149V150H230ZM2 150V149H1ZM150 150V151H149ZM175 150H177V151H175ZM180 150V151H179ZM213 150V151H212ZM226 150V152H224ZM233 150H235L234 151V153L236 152V151H239V153H235V156H234V153H233ZM260 150H262V153H260ZM18 151V150H17ZM117 151V152H116ZM174 151V152H173ZM15 152V151H14ZM95 152L93 153V154H91V153H89L88 155L90 156V154H91V156L92 157H89L88 156V158H90V160L92 159L93 160V156H96V154H95ZM131 153V154H130ZM144 153V154H143ZM227 153V154H226ZM230 153V154H229ZM245 155H244V154ZM150 154V155H149ZM159 154V155H158ZM179 154V155H178ZM240 156H239V155ZM126 155V156H125ZM229 155V156H228ZM224 158H223V157ZM231 156H232V158H231ZM233 156H234V159H233ZM105 157V158H104ZM218 157V158H217ZM227 157V158H226ZM229 157V158H228ZM236 157V158H235ZM242 157H243V159H242ZM238 158V159H237ZM240 158V159H239ZM219 159V161H217ZM227 159V160H226ZM233 159V161L231 162L230 160H232ZM248 159V161H249V159H250V161L249 162H247L246 160ZM97 160V161H96ZM106 160H107V163H106ZM110 160V162H108ZM225 160V161H224ZM115 161V162H114ZM234 161V162H235ZM92 162V161H91ZM105 162V163H104ZM113 162V163H112ZM229 162V163H228ZM261 162V163H260ZM109 163H110V165H112L113 167L115 166L117 169L115 170L116 171V173L114 172H112L113 173V175H115V179H117L118 180V178L117 177H119V179L120 180H122L123 179V177H124V179H123V181H117V182H119V183H116L115 184V179H114V176L112 177V175L110 176L111 178H112V181H111V179L109 180L108 178H109V176L107 175V177H106V179L107 180H109V181H107L106 179H104L105 177H104V175H105V173L104 174H102L101 172H103V170L104 171H106L107 169H108V172H109V174L111 173L109 170H111V169H109L110 167H112V166H107V168L105 167V165L107 164V165H109ZM116 165H115V164ZM120 163H122V164H120ZM231 163V164H230ZM236 163V162H235ZM92 164V163H91ZM92 165V166H93ZM118 165V166H117ZM132 165V166H131ZM223 165H225L224 167H223ZM226 165H228L227 167H226ZM244 165L242 166V168L244 167ZM105 167L106 168V170H105V168L104 169H102L103 167ZM221 166V167H220ZM229 166V167H230ZM96 167V168H95ZM100 167V169H98ZM109 167V168H108ZM119 167V168H118ZM175 168V169H174ZM118 169H120V170H118ZM132 169V170H131ZM180 171H179V170ZM99 171L98 172V174H96L95 175V172L96 171ZM112 170H113V168H112ZM138 170V171H137ZM223 172H222V171ZM225 170L227 171L226 173H224L225 172ZM101 171V172H100ZM134 171H136V172H134ZM142 173H141V172ZM177 171V172H176ZM107 172V171H106ZM107 172V173H108ZM124 172V173H123ZM130 172H133V175H136V176H133L132 175V173L131 174H128V173H130ZM180 172V173H179ZM220 172H222V174L220 173ZM97 173V172H96ZM111 173V174H112ZM122 173V174H121ZM127 173V174H126ZM141 173V174H140ZM118 174V175H117ZM143 174H145V175H143ZM146 174H147V176H148V178L146 177ZM149 174V175H148ZM126 175V176H125ZM132 176V177H130V176ZM138 175H139V179H140V177H141V181L142 180H146V179H152L154 182V184L153 183H149L150 185L152 184V185H154L153 187L152 186H149V188H148V186L147 185H145V186H147L146 188H143V187H145V186H143L142 185V182L138 179V178H136V177H138ZM177 175V176H176ZM179 175H181V176H179ZM106 176V175H105ZM128 176V177H127ZM150 176V177H149ZM153 176H156L155 178H152ZM157 176H159L158 177V179H157ZM219 176H221V177H219ZM223 176V177H222ZM255 176V177H254ZM126 177L127 178H130V179H127V180H129L128 182L125 180L126 179ZM102 178V179H101ZM122 178V179H121ZM132 178H134V179H132ZM142 178H145V179H142ZM215 178H216V180H218L217 182H216V180H215ZM218 178V179H217ZM225 178V177H224ZM155 179H156V182H155ZM162 181V179L165 181H160V180ZM167 179V180H166ZM115 182H114V181ZM137 180H139L140 182H141V184L137 181ZM179 180V181H178ZM125 181V182H124ZM135 183H134V182ZM144 181H143V183H144ZM147 181V180H146ZM157 181H158V183H157ZM187 181V182H186ZM220 181V182H219ZM103 182V183H102ZM108 182H109V184H108ZM111 182H113V183H111ZM181 182V183H180ZM196 182V183H195ZM198 182V183H197ZM121 183V184H120ZM126 183V184H125ZM128 183H130V184H128ZM134 183V184H133ZM163 183V184H162ZM212 183H214V184H212ZM254 183V184H253ZM133 184V185H132ZM135 184H136V186H138V184H140L141 186H142V190L143 191H145V189H146V191L145 192H142V194H144L145 193V196H148V194L149 195H151V196H148V199H152L151 201H156L157 202V204L156 205H150V204H148V205H150V206H147V202L145 203V196H143L142 194H141V192H139V193H137V190H134L135 189ZM148 184V185H149ZM159 184V186H157ZM177 184H179V186L177 185ZM221 184V185H220ZM249 184V183H248ZM262 186V190H261V192H260V189H261V187H259L260 185ZM130 189H127V187ZM129 185V186H128ZM182 185H183V187H182ZM196 185V186H195ZM212 185H213V187H212ZM220 185V186H219ZM251 185H252V187H251ZM105 186H107V187H105ZM111 186V187H110ZM115 186V187H114ZM132 186H134V188L132 189ZM140 186V187H141ZM215 186H216V188H217V190H216V188H215ZM114 187V188H113ZM117 187V188H116ZM140 187H137V188H139V189H141ZM150 187H152V188H154V187H156V188H154V189H150ZM162 187V188H161ZM176 187H178V188H176ZM218 187H219V190H218ZM259 187V188H258ZM100 188V189H99ZM110 188V189H109ZM183 188V189H182ZM223 189V190H220V189ZM249 188V189H248ZM107 189H108V191L109 190H113L112 192L111 191H107ZM179 189V190H178ZM52 189H50V191L49 192H53V193H50V198H52V196L54 197H57L58 195H57V193L56 192H54V190H52ZM102 190V191H101ZM105 190H106V192H105ZM127 192H126V191ZM132 190H134L135 191V193H134V191H132ZM148 190H150V192L148 191ZM157 190V191H156ZM178 190V191H177ZM187 192H186V191ZM192 190H194L193 192L195 193V195H194V193L192 192ZM229 190V189H228ZM99 191H100V193H99ZM131 191L133 192V197H132V193H131ZM153 191V192H152ZM177 191V192H176ZM181 191H185L184 193H193L192 195H193V197H192V199H193V202H192V205H190L189 207H188V209H186V210H184L183 208V206H181V204L179 203V201H177L178 200V195H181ZM188 191H190V192H188ZM210 191V192H209ZM217 191H219V192H217ZM225 191V192H224ZM1 192V194H3V197H5L4 195L6 194V192H5V194L4 193H2V190L0 191ZM130 192V193H129ZM148 192V193H147ZM174 192V193H173ZM227 192H229V191H227ZM225 193V195H228V193ZM247 192L249 193V194H247ZM258 192H260V193H262V194H259V195H261L260 197L257 195L258 194ZM55 193H56V195H55ZM92 193H94V194H92ZM104 195H102V194ZM116 193V196L114 195ZM125 193H127V194H125ZM139 194V195H137V194ZM216 193V194H215ZM221 193V194H220ZM51 194H53V195H51ZM85 194H86V199L87 200H85V197H83L82 195H84L85 196ZM147 194V195H146ZM174 196H173V195ZM90 195H92V196H90ZM107 195H109V196H107ZM128 197H126V196ZM131 195V196H130ZM175 195H177L176 197H177V199H174L175 198ZM238 194H237V196H239ZM245 195H248V196H246V198H245ZM1 196V195H0ZM13 196V195H12ZM72 196V197H71ZM90 196V197H89ZM99 196H100V198H99ZM114 196V197H116V199H118V196H119V198L121 197H123V196H125V197H123V198H125V200L122 198V200H121V198H120V201L119 202H121L122 203V201L123 202H125V203H123V205L121 206V204H116L118 201L116 200L115 202V204L117 205V207L120 205L121 207H123V208H117L116 206H115V204H113L114 205V207H115V209H112V205H108L107 204V202L106 201H108V200H110V199H113L112 197ZM130 196V197H129ZM144 198H143V197ZM154 196H155V198H154ZM218 196H220V197H218ZM229 196V195H228ZM2 197V196H1ZM0 197V199L2 200V198ZM98 197V198H97ZM138 197V198H137ZM13 198H14V196H13ZM12 198V200H13V204H14V206H15V200H18V199H13ZM109 198V199H108ZM131 200H130V199ZM133 198V199H132ZM141 198H143V200L141 199ZM174 200H173V199ZM226 198H227V200H226ZM240 198V199H241ZM245 198V199H244ZM88 199H91V201H88ZM96 199V200H95ZM141 199V200H140ZM170 199H172L171 201H174V202H171L170 201ZM229 199V200H228ZM237 199V200H236ZM260 199L262 200V201H260ZM95 200V201H94ZM119 200V199H118ZM127 200V201H126ZM130 200V201H129ZM177 202H176V201ZM218 200V201H217ZM223 200H225V201H227V202H223V203H220V202H222ZM239 200V201H238ZM53 201H54V199H53ZM56 201V200H55ZM54 201V202H55ZM78 201V202H77ZM87 201L88 202H90V203H87ZM114 200H110V202H112V203H114L113 202ZM144 201V202H143ZM165 201V202H164ZM232 201V202H231ZM238 201V202H237ZM1 202L2 201H0V204H1ZM88 204V206H90V209L89 210H92V211H89L88 210V208L89 207H87V205H86V203ZM100 202H102V203H100ZM142 202V203H141ZM160 202V203H159ZM163 202H164V205H163ZM240 202V203H239ZM241 202H243V203H241ZM261 202V203H260ZM19 203H20V201H18L17 202V205L15 206V207H17L16 209H18L19 208ZM79 203V204H78ZM108 203H109V201H108ZM170 203V204H169ZM172 203V204H171ZM217 203H219L220 204V206L219 205H217ZM11 204H12V201H11ZM10 203L8 204V205H3L2 204V206H3V209H2V213H0V222H1V224H3L4 225V227H7L8 225V227L9 228H11L12 230H13V228H12V226L15 228L16 226L13 224V223H18V222H15V221H19L22 217H24V216H26V215H24V216H22V217H20L19 216V218L20 219H16L15 220V218L17 217H14V219H12L11 218V220L13 221L12 223H11V220H9L10 219V217H6V214H7V209L9 210V206L11 205ZM21 204V206L24 204V205H26L27 203H20ZM43 204V203H42ZM90 204V205H89ZM94 206H93V205ZM104 204V205H103ZM107 204V205H106ZM126 204V205H125ZM169 206H168V205ZM174 204H175V206H174ZM24 205H23V207H24ZM49 205H51V206H49ZM68 205H69V203H68ZM101 205V206H100ZM145 205V206H144ZM183 205V204H182ZM225 205H227V207H225ZM7 206V207H6ZM95 206H96V208H95ZM104 206H106V207H104ZM125 206V207H124ZM158 206V207H157ZM171 206H172V208H171ZM193 206V207H192ZM222 206V207H221ZM12 207V206H11ZM14 207V208H15ZM23 207H22V209H23ZM51 207H52V209H51ZM58 207H60V208H62L61 210L62 211H64L65 210V213H63V212H61V210L58 212L57 211V208ZM94 207V208H93ZM99 207V208H98ZM101 207V208H100ZM170 207V208H169ZM219 207H221V208H219ZM230 207V208H229ZM262 207V208H261ZM5 208V209H4ZM13 207L12 208H10V209H14ZM56 208V209H55ZM110 208V209H109ZM117 208V209H116ZM195 208V209H194ZM24 209H26V207H24ZM48 209V210H47ZM59 209V208H58ZM64 209V210H63ZM95 209V210H94ZM98 209V210H97ZM103 209V210H102ZM104 209H109V210H115V211H107V212H109L108 214L106 213V210H105V212H103L104 213V216L105 217H109V218H107V219H109V221L110 222H112V220H114L112 223L114 224V226H113V224L112 223H110V225H111V227L110 228H105L106 226V224H105V222H104V220H106V218L105 219H103V217H101L103 214H102V212H100V210L101 211H104ZM118 209H120V212H121V210L123 209V210H126V212H124L123 210H122V212H121V214H120V212H118L119 210ZM164 209H166V210H164ZM170 209V210H169ZM184 211H183V210ZM190 209V210H189ZM221 210V209H223V210H225V213H223V210H221V211H217V210ZM50 210V211H49ZM118 210V211H117ZM178 212H177V211ZM189 210V211H188ZM4 211V212H3ZM11 211V210H10ZM25 210H23L22 211V213L24 212ZM44 211V212H45ZM55 211V212H54ZM56 211H57V213H60L61 212V214L62 215H60V214H57L56 213ZM67 211V212H66ZM83 211V212H82ZM89 211V212H88ZM95 211V212H94ZM96 211H98V212H96ZM174 211V212H173ZM186 211V212H185ZM20 212H21V208H20ZM50 212V213H49ZM69 212H70V215H69ZM116 212V213H115ZM172 212V213H171ZM180 212V213H179ZM187 212H188V218L190 219L189 220V223H188V221L186 222V223H188L187 225H188V229H186V232H182L181 231V227H179L182 223H183V221L181 220V219H184V218H186V216L184 217V215H186L187 214ZM228 212V213H227ZM4 213V214H3ZM53 213H56V214H53ZM98 213H100V214H102V215H100V214H98ZM126 213V214H125ZM191 213V214H190ZM193 213V214H192ZM217 213V214H216ZM221 214V213H223V214H221L220 215V217H219V214ZM2 214V215H1ZM8 214H9V212H8ZM12 214V213H11ZM32 214V219L34 218L33 217V213H31ZM51 214V215H50ZM96 214V215H95ZM98 214V215H97ZM118 214H119V216H118ZM177 214V215H176ZM181 214V215H180ZM190 214V215H189ZM201 214V215H200ZM258 214V215H257ZM10 215V214H9ZM8 215V216H9ZM36 215V214H35ZM34 215V216H35ZM52 215H54V216H52ZM60 215V216H59ZM83 215H84V217H83ZM99 215H100V217H99ZM115 215V216H114ZM166 215V216H165ZM179 215V216H178ZM224 215V216H223ZM12 216V215H11ZM27 216H29L30 217V214L29 215H27ZM52 216V217H51ZM71 216V217H70ZM77 216V217H76ZM86 216V217H85ZM96 216H98L99 217V219L101 220V218L103 219V224H102V226H100L101 224H97L98 223V219H97V217ZM165 216V217H164ZM181 216V217H180ZM5 217V218H4ZM57 217H58V220H57ZM61 217V218H60ZM66 217H68V218H66ZM114 217V218H113ZM194 219H193V218ZM230 217V218H229ZM7 218H9V219H7ZM25 218V217H24ZM31 218H29V220H31V221H29V222H33V223H36L37 222V216L34 218V220H36L35 222L34 221H32V219ZM47 218V221L48 220H50V219H48V217H44V219H46ZM76 218V220H74ZM111 218H112V220H111ZM115 218H117V219H115ZM167 218V220H169L167 223H169V224H164L165 222L164 221H167V220H165ZM188 218H186V220H188ZM222 220H221V219ZM61 219V220H60ZM80 221H79V220ZM97 219V220H96ZM192 219V220H191ZM213 219V220H212ZM15 220V221H14ZM22 220H24V219H22ZM25 220H28V219H26L25 218ZM24 220V221H25ZM52 220H54V219H52ZM83 220V221H82ZM117 220V221H116ZM126 220V221H125ZM164 220V221H163ZM175 220H176V223H175ZM185 220V219H184ZM3 221H5V222H3ZM8 221V222H7ZM73 221V222H72ZM79 221V222H78ZM231 221V222H230ZM20 222H21V220H20ZM53 222V221H52ZM94 222V223H93ZM97 222V223H96ZM107 223H108V221H106ZM117 222V223H116ZM121 222V223H120ZM162 222V223H161ZM172 222V223H171ZM260 222H261V224H260ZM8 223V224H7ZM68 223V224H67ZM70 223H71V225L73 224L74 225V227L72 228L71 227V225H70ZM76 223V224H75ZM81 223V224H80ZM99 223H100V221H99ZM116 223V224H115ZM178 223V224H177ZM191 223V224H190ZM200 225H199V224ZM7 224V225H6ZM20 224V223H19ZM19 224H16L17 226L19 225ZM60 224H58V225H60ZM66 224H67V226H66ZM79 224V225H78ZM86 224V225H85ZM88 224V225H87ZM97 224V225H96ZM119 224V225H118ZM132 224V225H131ZM233 224V225H232ZM2 225V226H3ZM11 225V226H10ZM75 225H76V227H75ZM105 227H104V226ZM108 225V224H107ZM128 225H129V228L130 229H133V232H135V239L136 238H138V239H140L141 240V243L142 244H140L139 243V241H138V239L136 240V243H134V244H132V246H134L135 248H133L132 250H131V248L132 247H130L131 245L129 244V243H127L126 242V240L125 239H121L122 241H124L123 243H124V245L126 246V245H128V246H123V243H118L117 241H118V239L117 238H122V236H123V233L121 232L120 233V235H118L119 233V231H122V229L123 228H127L128 227ZM163 225V226H162ZM167 226L166 228H165V226ZM171 227H170V226ZM175 227V229H174V227ZM179 225V226H178ZM206 225V226H205ZM42 226V225H41ZM98 226H100V227H98ZM122 226H123V228H122ZM124 226H126V227H124ZM169 226V227H168ZM189 226H191L190 228H189ZM192 226H194V227H192ZM225 226V227H224ZM67 228V230L66 229H64V228ZM70 227H71V229H70ZM104 227V228H103ZM120 227V229H118ZM133 227V228H132ZM163 227V228H162ZM200 227V228H199ZM9 228H6V231L8 232V230H9ZM42 228V227H41ZM57 228H58V230H57ZM116 230V232H115V230ZM178 228V229H177ZM203 228V229H202ZM1 229H3V231L1 230ZM1 229H0V241L2 242V239H4V241L3 242H5V243H7L8 241L6 240L5 241V239H7V237H8V234H7V237L6 238H3L4 237V235L7 233L6 231H4L5 229L3 228V227H1ZM9 230V232H11L12 230ZM47 230V232H46V230ZM78 229V230H77ZM172 229V230H171ZM190 229H192V230H190ZM78 232H77V231ZM163 230V231H162ZM201 230V231H200ZM205 230H207V231H205ZM220 230V231H219ZM225 230V232L223 233V231ZM227 230V231H226ZM59 231L60 232V234H59V232H58V234L59 235H57V234H55V233H57V232ZM107 231V232H106ZM113 231V232H112ZM123 231H124V229H123ZM162 231V232H161ZM172 231V232H171ZM174 231V232H173ZM2 232H3V234H2ZM12 232H14V231H12ZM11 232V233H12ZM64 232V235L62 234ZM75 232V233H74ZM167 232H169V233H167ZM171 232V233H170ZM178 232V233H177ZM180 232H182V233H180ZM229 232V233H228ZM49 233V234H48ZM52 233H54V235H55V237H53L54 235L52 234ZM111 233H113V234H111ZM177 233V234H176ZM184 233V234H183ZM38 234H40V233H38ZM41 234L39 235L40 237H41ZM53 236H52V235ZM62 234V236H63V241H64V239L66 238L67 240L65 241V242H71L70 243V246H72L71 247V249H69V246H67V245H69V242L67 243V247H65V248H67V249H65V248H63L64 249V251L66 252V250H67V252H66V254L65 253H63V252H61V248H60V246L58 245V247L59 248H57V243L55 244V241H57L58 240V238H62V236H60ZM115 234H117V235H115ZM122 234V235H121ZM172 234V236H170ZM176 234V235H175ZM188 234V235H187ZM192 234V235H191ZM223 234V235H222ZM3 235V236H2ZM49 235H50V237H49ZM67 235H69L68 236V238H67ZM71 235V236H70ZM78 235V236H77ZM111 235V236H110ZM115 235V236H114ZM170 237H169V236ZM182 235V236H181ZM222 235V236H221ZM6 236V235H5ZM57 236H60V237H58V238H56ZM165 236V237H164ZM168 236V237H167ZM176 238H175V237ZM9 237H10V235H9ZM8 237V238H9ZM48 237H49V239L50 240H48L47 241V243H46V240L45 239H48ZM65 237V238H64ZM262 237H263V239H262ZM45 238V239H44ZM54 238V239H53ZM56 238V239H55ZM60 238V239H61ZM145 238V239H144ZM176 239V240H173V239ZM186 238V239H185ZM43 239L45 240L44 241V244L46 245H43ZM54 240V242H51V241H53ZM69 239V240H68ZM144 239V240H143ZM165 239V240H164ZM167 239L169 240L168 242H170L171 240L173 241H171L170 243H167ZM199 239V240H198ZM203 239V240H202ZM262 239V240H261ZM41 240H42V242H41ZM73 240V241H72ZM115 240V241H114ZM179 240V241H178ZM184 240H187V243H186V241H184ZM40 241V242H39ZM59 241V240H58ZM57 241V242H58ZM60 241H62V239L60 240ZM59 241V242H60ZM147 241V242H146ZM175 241V242H174ZM223 241V242H222ZM1 242H0V245H1ZM138 242V243H137ZM179 242V243H178ZM183 242H185V243H183ZM35 243H37V244H35ZM40 243H41V245H40ZM79 243V244H78ZM82 243V244H81ZM146 243V244H145ZM227 243V244H226ZM3 244V243H2ZM39 244V245H38ZM47 244H49V246H47ZM118 245V247H117V245ZM149 244V245H148ZM167 244H169V245H171L172 247H174V248H172V247H170L169 245V247H166V245ZM177 244V245H176ZM179 244V245H178ZM185 244V245H184ZM7 245V244H6ZM52 245V246H51ZM54 245H56V247L54 246ZM139 245H141V246H139ZM176 245V246H175ZM184 245V246H183ZM2 247L4 246V248H5V245H1ZM40 246V247H39ZM44 246V247H43ZM53 246L55 247V249L56 250H59L60 249V251H56L57 252V254L60 256H56L55 254H54V252L55 251H53L54 249H52L53 248ZM112 246V247H111ZM147 247V248H145V247ZM186 246V247H185ZM198 246V247H197ZM228 246H229V248H228ZM37 247V248H36ZM108 247V248H107ZM122 247V249H120V248ZM137 247V248H136ZM34 248H35V252H34ZM46 248H47V251H48V253H47V251H46ZM49 248V249H48ZM117 248V249H116ZM126 248V249H125ZM142 248V249H141ZM145 248V249H144ZM173 249V250H169V251H166L167 249ZM199 248V249H198ZM36 249H37V252H36ZM40 251H39V250ZM51 249H52V251H53V253H52V251H51ZM111 249V250H110ZM113 249H114V251H113ZM115 249H116V251H115ZM125 251H124V250ZM135 249V250H134ZM166 249V250H165ZM43 250V251H42ZM45 250V251H44ZM69 250V251H68ZM71 250V251H70ZM106 250V251H105ZM117 250H118V252H117ZM122 250V251H121ZM137 250V251H136ZM228 250V251H227ZM124 251V253H122ZM149 251H151V252H149ZM172 251V252H171ZM21 252H25L27 255L29 254V255H32V256H30L31 257V259H29L30 257H29V255L27 256L26 254V256L23 254V253H21ZM33 252V253H32ZM41 252H43L42 253V256H41ZM50 252V253H49ZM55 252V253H56ZM69 252V253H68ZM106 252V253H105ZM110 252V254L108 255V253ZM116 252V253H115ZM227 252V253H226ZM35 253V254H34ZM44 253H45V256H43L44 255ZM59 253H61V254H59ZM63 253V254H62ZM105 253V254H104ZM113 253V254H112ZM226 253V254H225ZM13 254V255H12ZM22 254L24 255L23 257H21L22 256ZM39 254V255H38ZM50 254V255H49ZM102 254V255H101ZM106 254H107V256H106ZM118 254V255H117ZM121 254H126V256L124 255V256H122ZM128 254V255H127ZM157 254V255H156ZM171 254V255H170ZM14 255H16V256H14ZM51 255H53V257L51 256ZM72 255V256H71ZM113 255V256H112ZM132 255V256H131ZM166 255V256H165ZM13 256V257H12ZM39 256V257H38ZM131 256V257H130ZM18 257V258H17ZM21 257V258H20ZM33 257H35V258H39L38 259V261H36L35 260V258H33ZM49 257H51V258H49ZM63 257V258H62ZM66 257V258H65ZM96 257H97V259H98V261L96 260ZM107 257V258H106ZM109 257V258H108ZM117 257V258H116ZM120 257V258H119ZM136 257V258H135ZM226 257H228V258H226ZM24 258H25V260H24ZM41 258V259H40ZM43 258V259H42ZM56 258V259H55ZM59 258V259H58ZM94 258H95V260H96V262H95V260H94ZM100 258V259H99ZM105 258V259H104ZM139 258V259H138ZM225 258V259H224ZM16 259V260H15ZM23 259V261L25 262H23V261H21V260ZM29 259L30 261H28L27 262V260ZM33 259H34V261H33ZM58 259V260H57ZM103 259V260H102ZM121 259V260H120ZM18 260V261H17ZM41 260V261H40ZM61 260V261H60ZM65 260H67V261H65ZM79 260V261H78ZM116 260V261H115ZM119 262H118V261ZM129 260V261H128ZM137 260V261H136ZM168 260V261H167ZM16 261V262H15ZM39 261H40V263H39ZM57 261V262H56ZM60 261V262H59ZM100 261V262H99ZM103 261V262H102ZM128 261V262H127ZM15 262V263H14ZM19 262V263H18ZM22 262V263H21ZM30 262V263H29ZM35 262V263H34ZM137 262V263H136Z\"/></svg>",
    "mask_w": 264,
    "mask_h": 264
},
{
    "label": "bare ground",
    "instance_id": "6f19581e",
    "mask_svg": "<svg viewBox=\"0 0 264 264\" xmlns=\"http://www.w3.org/2000/svg\"><path fill=\"white\" fill-rule=\"evenodd\" d=\"M2 1H4V0H0V6L2 7V8H4V9H8V12H10L9 10L10 9H12V8H14V5L13 4H15L17 1L15 0V2L13 1V4H11V3H3ZM8 1V0H7ZM7 1H5V2H7ZM12 1V0H11ZM11 1H9V2H11ZM20 1V0H19ZM22 1H24V0H22ZM27 1L28 0H25V2H26V4H28V5H30L29 3H27ZM39 2H40V0H38ZM84 1V0H83ZM82 1V2H83ZM89 1V2H88ZM100 1V2H99ZM97 0V1H95V2H93V0L92 1H90V0H87V3H86V0L84 1V3L86 4H81L80 2H81V0H42L40 3L38 2V3H36V1L34 0V2L36 3V6L34 7L33 5H34V2H33V5H30L29 7L30 8H28V6L27 5H25V3H21L22 5H20L19 4V2H17L16 4L18 5L19 4V6L16 8L17 10H15L14 9V11H15V14H16V11H18V8L20 9L19 11H21V6H23V5H25V7L23 6V8H22V10L25 8V9H27V10H23V16H25V18H28V20H29V22L31 23V21L32 20H34V18H36L37 20H35L36 22L39 20V21H41L40 19H44V18H46V16L44 15L45 14V12L46 11H48V10H53L54 9V12L52 11V13H54L55 14V16L56 15H58V16H56L55 17V19L56 18H58L60 15L59 14H57L58 12L59 13H61L62 12V17H59L60 18V22H59V19H56V22H57V20H58V23H56V22H53V19H51L49 22H46V21H48L49 20V18H48V16H47V18L46 19H48V20H44L43 21V19H42V21L41 22H33L32 21V24L34 23V25L35 24H37V26H38V28H37V26L36 27H34L33 25H31L32 26V28H30L31 29V31H33L34 33L36 32V31H34V28H36V30H37V32H36V34H34L33 35V32H32V35H30L31 36V38H30V36H29V34L28 33H31V32H28V31H30V29L27 31L25 28H24V30H22L21 32H23V31H25V33H27V34H23V35H25L26 37L25 38H23L24 36H22V35H20L19 34V36H22V40H21V44H23L22 46H19L20 45V40L18 39V47H17V51H18V48L19 47H21V49L22 48H24V46L27 48V44H29L31 47H29V50L33 47V48H35V50L34 49H32L33 51H31L30 53L31 54H28V55H26V57H27V59H29L28 61H29V63L30 62H32V63H34V61L36 62V64H37V61L39 60V58H40V61H42L43 59H47L48 61H49V64L47 65V68L45 67V68H42L41 66L43 65H40V66H38V68H41V70H39V71H43L44 72V70H42V69H45V71L47 70V69H49L48 68V66H50L51 67V70L52 71H54V72H52V73H55V72H58V73H62V74H66L67 75V77L70 75L71 76V78H72V76L73 75H76L75 77H77L79 80L81 79V78H83L85 75H86V77H88L89 75H87V73L84 75V74H82V76L83 77H80L81 75L80 74H78L79 72V70L81 69V68H84L85 66V69H87V67L88 66H92V65H97L98 63H99V61H101L100 63L102 64V65H104V63H106V62H104L103 63V60L104 61H110V63L112 62V60L114 61L113 62V64L111 63L110 65H114L115 64V61H116V63H118V61L121 59V57L123 58L125 55L127 56H129L131 53H130V51L132 50L133 51V47L134 48H136L137 46H139V45H135V44H139L140 42H138V40L139 39H135V41L133 40L134 38H135V36H137V35H134V33L135 34H139V30L140 29H138V33L137 32H135V30L134 31H132V33H133V35H134V38H130L131 37V35H130V32H131V30L132 29H134V28H136V27H134V28H132L129 32H127V35L129 34L130 35V37H129V39L127 38V39H125L126 37H127V35L126 34H123V30L121 29V32L120 33H122V34H119V32H117V36L118 35H121L122 37L125 35V38H124V40H123V42L125 41V40H127L126 41V43H125V46L123 47V49H125V51H124V53L122 52V51H118L119 49H117V47L119 46V47H122L123 46V44L122 45H120L121 43H123V42H120L119 43V41H122V40H118V38L116 37V33L114 32V30L116 29V31H117V28L115 27V23L118 21V20H120L121 18H120V15H121V17L123 18V16H126V12H128V14L130 15V13H129V11H130V7H128V6H130L131 4H129L128 6H126V4L127 3H129V2H131V1H127V3L125 4L124 2H123V0L122 1H117V0H115V3L113 2V3H110V2H105V1H103V0ZM109 1V0H108ZM112 1V0H111ZM114 1V0H113ZM117 1V2H116ZM143 1V0H142ZM155 1V0H154ZM163 1V0H162ZM172 1V3H173V0H171ZM182 1V0H181ZM246 1H248V0H187V3H188V5H186V3L185 2H183V3H185V7H183L184 8V10L183 11H180V12H182V13H180L179 12V14H186L187 13V17H185L184 15H181V17H180V15H179V18L180 19H178V17H177V19H178V21L179 20H181V22H183V18H186L185 20L187 21H185L186 23L183 25L180 21H179V23H181V24H179V25H176V27H177V29H180L181 30V32H182V34H183V37H184V39L187 37V38H193V37H195V39H196V37H197V39L198 38H200L202 35L204 36V34H207V35H209L208 33H210V36H209V38L210 37H213L212 39H214V36L215 37H217V39L220 41V39H221V41H222V39L223 40H227V39H230V38H226L227 36H228V31H230L229 30V25L231 24V22L232 21H235V23L237 22V21H239L240 20V18L239 17H237V18H239V19H237L236 17H232V18H236L237 19V21H236V19H231L230 17H231V14H232V12L233 13H235V14H238V13H240L238 10H241V8L243 9L244 7H241L240 9H238L239 7H240V5H241V3L242 2H244V3H247ZM251 1V0H250ZM259 1V0H258ZM257 1V2H258ZM264 1V0H263ZM21 2V1H20ZM93 2V3H92ZM156 2V1H155ZM155 2H153V3H155ZM158 2H159V0H158ZM158 2H157V7H156V9H155V7H153L152 6V10H151V12L153 11L155 14L157 13V12H159L160 11V8H161V11L159 12L160 13V15H159V13H157L156 15H155V18H158V19H160V20H158L159 22V24L158 25H155L154 24V17H151L152 19H153V21H152V23L151 24H153V25H155V26H150L151 28L150 29H152L151 30V32L155 35V31L157 32V33H160V34H156V37H158V36H160V38H161V34H165V31L168 29V27H167V29H166V26H168V25H166L165 23H166V21H168L167 23H171L172 22V24H169V27L171 26V25H173V23H174V21H173V19H172V21H170L169 22V18H170V15H173V13L172 14H170L169 15V13L170 12H168L169 11V8H168V10H167V7L166 6H168V7H170L169 5H166V4H164V5H166V6H164L163 5V3L164 2H162V5H161V3L160 4H158ZM176 2V1H175ZM255 2H256V0H255ZM32 3V2H31ZM138 3V2H137ZM137 3H136V5H137ZM142 3H144V2H142ZM166 3H167V1H166ZM244 3H242V5L241 6H248V5H246V4H244ZM248 3H249V1H248ZM259 3H261V0H260V2ZM258 3V4H259ZM262 3H264V2H262ZM37 4H38V6H37ZM156 4V3H155ZM169 4V3H168ZM181 4V3H180ZM250 4V3H249ZM126 7H125V6ZM141 5V4H140ZM148 5V4H147ZM146 5V6H147ZM152 5V4H151ZM150 5V6H151ZM162 6V7H160V6ZM175 5V4H174ZM259 5H261V4H259ZM259 5H257V6H255V7H258ZM32 6H33V10H30V9H32ZM138 6V5H137ZM150 6H148V8L150 9ZM173 6V5H172ZM237 6H239L237 9L238 10H236L235 8L237 7ZM261 6H263V5H261ZM1 7H0V9H1ZM21 7V8H20ZM127 7H128V9H127ZM132 7H134V5H132ZM139 7H141V6H139ZM181 7V6H180ZM260 7V6H259ZM125 8V9H124ZM136 8V7H135ZM148 8H147V10H148ZM157 8H159V11H158V9ZM178 8V7H177ZM202 8V9H201ZM261 8V7H260ZM259 8V9H260ZM144 9H146V8H144ZM157 10V12H155V10ZM186 9V10H185ZM247 9V8H246ZM256 9V8H255ZM259 9H258V11H259ZM6 10H3V9H1V11H3V13H6V12H4V11H6ZM13 10V9H12ZM12 10H11V12H12ZM29 10V12L27 13V11ZM123 10H124V12L126 13H124L123 12ZM126 10V11H125ZM128 10V11H127ZM175 10H176V8H175ZM182 10V9H181ZM234 10H236V11H234ZM257 10V9H256ZM14 11L12 12L13 14H14ZM171 11V10H170ZM187 11V12H186ZM243 10H241V12H242ZM260 11H262V8L260 9ZM11 12H10V14H11ZM25 12H26V14L29 16V13H30V16H32V14H33V19L30 21V19H31V17H27L26 15H25ZM57 12V13H56ZM145 11H143V13H144ZM147 12L148 11H146L145 13V15H147ZM184 12V13H183ZM254 12H255V10H254ZM263 12V11H262ZM262 12H259V14H261ZM1 13V12H0ZM3 13H1V14H3ZM21 13H22V11H21ZM47 13V12H46ZM125 15H124V14ZM137 13V12H136ZM135 13V14H136ZM149 13H150V11H149ZM256 13V12H255ZM0 14V30H2L3 29V27H2V29H1V25L3 24V25H5L4 23H10L9 25L13 28V30H11V31H16V29L17 30H19V31H17V32H20V30L26 25L24 22V24L25 25H23V24H21L20 23V21L19 20H22L23 21V19L22 18H20L21 17V15H20V17L19 18H17L16 16H18V15H13V14H11V15H9L8 13H6L7 15H9V17H5L4 15L2 16ZM5 14V15H6ZM20 14V13H19ZM64 14V15H63ZM123 14V15H122ZM153 14V13H152ZM242 14V13H241ZM241 14L239 15L240 17H241ZM48 15H51V13L50 14H48ZM133 15V14H132ZM137 15V14H136ZM140 15V14H139ZM154 15V14H153ZM152 15V16H153ZM243 15V14H242ZM42 16H45V17H42ZM128 16V15H127ZM141 16V15H140ZM167 16L169 17L167 20H166V18H167ZM176 16H177V14H176ZM184 16V17H183ZM236 16H238V15H236ZM256 16H258V17H260V18H257ZM256 16H255V18H257V19H255V20H257L256 21V23L255 24H259L260 25V23L258 22V19H260L259 21L261 22V19H263V17H264V13H262V15L261 16H263V17H261V16H259L257 13H256ZM12 17V18H11ZM49 17H52V15L51 16H49ZM132 17V16H131ZM139 17V16H138ZM145 17V16H144ZM172 17V16H171ZM243 17V16H242ZM241 17V18H242ZM6 18H8V20L6 19ZM30 18V19H29ZM133 18V17H132ZM148 18V17H147ZM146 18V19H147ZM150 18V17H149ZM231 20H230V19ZM252 18H254V16L252 17ZM55 19H54V21H55ZM134 19H135V17H134ZM171 19V18H170ZM177 19L175 18V20L177 21ZM28 20L26 19V20H24L25 22H28ZM140 20V19H139ZM144 20V19H143ZM156 20V19H155ZM166 20V21H165ZM255 20H253L254 22H255ZM2 21H4V23L2 22ZM21 21V22H22ZM129 21H130V19H129ZM137 21H138V19H137ZM142 21V20H141ZM149 21V20H148ZM176 21H175V23H176ZM241 21V20H240ZM51 22H53V23H51ZM228 22H230V23H228ZM263 22H264V20H263ZM263 22H261V24L263 23ZM30 23H27V24H29L30 25ZM39 23H41V24H39ZM56 23V24H55ZM131 23V22H130ZM156 23V22H155ZM184 23V22H183ZM234 23V22H233ZM146 24H149V23H146ZM254 23H252V25H253ZM8 24L5 26V30H2V31H5L6 32V30H10V28H8L7 26H9ZM21 25H23L22 27H21ZM117 25H120V23L118 24L117 23ZM116 25V26H117ZM136 25H139V24H135V26ZM143 25V24H142ZM232 25L233 24H231V27H232ZM40 26H42V27H40ZM125 26V25H124ZM126 26H127V24H126ZM131 26H132V24H131ZM140 26V25H139ZM138 26V27H139ZM144 26V25H143ZM146 26V25H145ZM173 26H175V24L173 25ZM172 26V27H173ZM202 26V28H200ZM237 26V25H236ZM240 26V25H239ZM250 26V25H249ZM255 26V25H254ZM254 26L252 27V29L254 28ZM6 27H7V29H6ZM34 27V28H33ZM40 27V28H39ZM114 27H115V29H114ZM118 27V26H117ZM120 27H121V25H120ZM128 27V26H127ZM220 27V28H219ZM228 27V28H227ZM28 28V27H27ZM62 28H65L66 29V31H65V29H62ZM119 28V27H118ZM156 28V29H155ZM205 28V30H204V32L206 31V29H207V31L208 30H210V32H205V33H203L202 34V32H200V31H198V29L200 30V29H204ZM218 28V29H217ZM227 28V29H226ZM257 28V27H256ZM33 29V30H32ZM143 29V28H142ZM145 29V28H144ZM174 29V28H173ZM213 29H215V32L217 31V30H219L220 32L218 33V31L216 32V33H218V34H220V33H222L223 34V32L225 31L226 32V30H228L225 34L227 35H225L224 34V36H225V38H221L222 37V34H220L219 36H221V37H219L218 35H214V31H213ZM226 29V30H225ZM231 29V28H230ZM249 29H251V28H249ZM63 30V31H62ZM120 30V29H119ZM235 30V29H234ZM237 30V29H236ZM10 31V32H11ZM65 31V32H64ZM141 31V30H140ZM147 31H149L150 32V30H148V28H147ZM164 31V32H163ZM173 31V30H172ZM196 31H198V32H200L199 34H197L198 32H196ZM214 33H213V32ZM223 31V32H222ZM232 31H233V27H232ZM232 31H230V33H229V36H230V34H233L234 35V33H236V32H234V33H232ZM1 32V31H0ZM5 32H4V34H5ZM20 32V33H21ZM150 32V33H151ZM163 32V33H162ZM167 32H168V30H167ZM169 32H170V29H169ZM247 32H248V30H247ZM8 33V32H7ZM12 33V32H11ZM115 33V34H114ZM126 33V32H125ZM150 33H149V35H150ZM194 33H195V35H194ZM214 35V36H212V34ZM246 33V32H245ZM3 33H1L0 35H2ZM3 34V35H4ZM10 34V33H9ZM22 34V33H21ZM142 34H143V32H142ZM164 34L162 35V36H164ZM174 34V33H173ZM173 34H172V36L171 37H173ZM191 34H192V36H191ZM249 34V33H248ZM252 34V33H251ZM79 35H81L82 37H81V41H84V42H86L87 40H85V38L87 37V38H89L88 40L89 41H87V44L90 42V44L88 45V46H85L83 43H82V46H80V42L78 41L77 42V39H79L80 40V37L79 38H77V39H73V38H76V37H78ZM148 35V36H149ZM158 35V36H157ZM168 35H169V33H168ZM179 35V34H178ZM194 35V36H193ZM199 35H201L200 37H198ZM16 36V35H15ZM19 36H17V38L19 37ZM29 36V37H28ZM73 36H75V37H73ZM85 38H84V37ZM140 36H143V35H140ZM153 36V35H152ZM170 36V35H169ZM202 36V37H203ZM228 36V37H229ZM232 36V35H231ZM230 36V37H231ZM251 36H253V35H251ZM11 37H12V35H11ZM10 37V38H11ZM138 37V36H137ZM136 37V38H137ZM155 37V38H156ZM176 38H177V36H175ZM179 37H181V40H183L182 39V36L181 35H179ZM200 38V39H202V40H204V42H203V44L206 46L207 45V43L208 42H213L212 40H209V41H205V39H207L206 37H208V36H206L205 35V38L203 37V38ZM234 37V36H233ZM236 37V36H235ZM254 37V36H253ZM6 38V37H5ZM8 38V37H7ZM120 38V37H119ZM122 38V39H123ZM144 38V37H143ZM143 38H142V40H143ZM146 38H147V36H146ZM145 38V39H146ZM165 38V37H164ZM168 38V37H167ZM190 38V39H191ZM220 38V39H219ZM251 38V37H250ZM262 38V37H261ZM2 39V38H1ZM0 39V40H1ZM9 39V38H8ZM14 39V38H13ZM15 39H16V37H15ZM121 39V38H120ZM158 38H156V40H157ZM172 39V38H171ZM170 39V40H171ZM175 38H173V40H174ZM179 39V38H178ZM189 39V40H190ZM216 39V40H217ZM233 40H235L234 38H232ZM254 39V38H253ZM131 40H133L134 41V43H133V41H131ZM141 40V39H140ZM159 41H160V39H158ZM202 40L200 41V40H198V42L200 41V43L202 42ZM252 40V39H251ZM3 41V40H2ZM13 41H15V40H13ZM76 41V42H75ZM146 41V40H145ZM172 41V40H171ZM175 41H177L178 42V40H175ZM184 41V40H183ZM186 41H188V39H186ZM197 41V40H196ZM228 42H226L225 41V43H227L226 45H228V44H230L229 43V41L230 40H227ZM254 41V40H253ZM143 43H144V41H142ZM141 42V43H142ZM160 42H162V41H160ZM174 41H172V43H173ZM176 42V43H177ZM258 42V41H257ZM260 42V41H259ZM258 42V44H260ZM78 43H80L79 45H78ZM145 43H147V42H145ZM157 43V42H156ZM159 43V42H158ZM165 43L168 45L169 44V40H167V41H165ZM165 43H163V44H165ZM175 43V42H174ZM181 43V42H180ZM189 43V42H188ZM254 44H256L257 45V43H255V42H253ZM252 43V44H253ZM264 43V42H263ZM12 44V43H11ZM10 44V45H11ZM14 44V43H13ZM86 44V45H87ZM119 44V45H118ZM126 44H127V46H126ZM149 44V43H148ZM147 44V46H149ZM171 44V43H170ZM170 44H169V46H170ZM181 44H183V43H181ZM196 44V43H195ZM203 44H201L202 46H203ZM209 44V43H208ZM211 44V43H210ZM235 44H236V42H235ZM247 44V43H246ZM249 44H251V43H249ZM252 44H251V46H242V47H239V50L241 49V52L240 53H242V54H245L244 52H242L243 50H245V51H247L246 49H248V54H247V56H246V58H247V60H248V63H245V62H243V60H242V62H243V65H240L239 64V68H241V67H243L244 66V64H246V66H244L245 68V70H248V72H246V73H244L245 72V70L244 69H242V70H244V72H242L243 73V75L244 74H247L246 76V78H244L243 79V77H245V76H243L242 75V77H241V79H243V82L246 80V82H244L243 84L240 82V84H242L241 86H239V84H237V87H241L242 89H243V92H242V89L240 90V92H242V94L241 93H238L236 90H239V88L238 89H236V88H234L233 89V87H234V85H236V83H235V79H236V82L237 83H239L238 81H237V78H231V79H229L231 76H235V72H238V70L237 71H235L234 73H233V71L231 72V71H229V70H227V69H229L230 67H228L227 66V64L228 63H226L225 64V66H227V67H225L224 66V68L222 67L223 65H224V60L223 59H220V57H219V59H218V61H217V63H222V66L220 65V64H217L216 62H215V68H219V66L218 65H220L221 67V69L222 70H220V72H221V74L219 73V76H218V74H216V72H215V75H213V77L214 76H218L219 78V80H216V82H215V79L213 78V80H211V81H214L215 83H216V85H212V83L213 82H211L210 83V85L209 86H207L206 84L208 83V82H205L206 84V87H205V89H204V85H202V88H203V90L205 91H201V92H204V93H206V90H207V94H208V90L212 93V91H213V93H214V91H216L217 92V90L219 91L220 90V92H222L223 90L222 89H224V91H225V93H226V91H228V88L225 86V85H231L232 84V87H230V86H228L231 90L233 89V90H235L234 91V93H232L234 96H232V94L229 92L228 93V95L230 94V96H228V97H237L239 94H241V96L243 97V95L245 96V94H246V96H247V93H248V96L250 97V95H251V97H253V95H255V94H259V93H264V44H263V46H261V45H257V46H255L254 44H253V46H252ZM262 44V43H261ZM15 45V44H14ZM83 45H84V47H83ZM129 45H131L132 47H130ZM155 44H154V42H153V46H154ZM157 45V44H156ZM178 45V44H177ZM177 45H176V47H177ZM198 44H196V46H197ZM200 45V46H201ZM225 45V46H226ZM5 46H7L8 47V45H5ZM13 45H11V46H9V49H10V47H12ZM142 46V45H141ZM140 47L141 49L142 48H149V47ZM195 46V45H194ZM210 46V45H209ZM230 46H232L233 47V49H235V45L233 46V43L230 45ZM240 46V45H239ZM255 46V48H253ZM15 48H16V46H14ZM161 47V46H160ZM168 47V46H167ZM187 47V46H186ZM227 47V46H226ZM228 47H229V45H228ZM247 47V48H246ZM249 47H252L253 49H249ZM5 49H6V47H4ZM13 48V47H12ZM11 48V50L13 51V49ZM25 48V49H26ZM127 48H131L130 49V51L128 52V49ZM137 48H139V47H137ZM136 48V49H137ZM154 48H156L157 50H154L153 48L151 49V50H154V51H158L159 49V47H154ZM174 48V47H173ZM195 48V47H194ZM242 48H244L243 50H242ZM1 49V48H0ZM8 49V48H7ZM4 50L3 52L5 53V51H8V50ZM36 49L38 50V51H41V52H44V53H47V54H44L45 55V58L43 57V54L41 53H38V51H37V55L38 54H40L41 56H42V60H41V57L39 56V58H38V56L37 55H34L35 53H33V52H35L36 51ZM117 49V50H116ZM127 49V50H126ZM140 49V50H141ZM162 49V48H161ZM176 49V48H175ZM174 49V50H175ZM203 49V48H202ZM238 49V48H237ZM22 50H24V49H22ZM139 50V51H140ZM143 50V52H145V51H147V49L146 50H144V49H142ZM169 50V49H168ZM178 49H176V51H177ZM195 50H197L196 48H195ZM231 50V49H230ZM26 51H28V49H26ZM115 51V52H114ZM118 51V53H116ZM135 51H137V53H139L138 52V49L137 50H135ZM135 51H134V53H135ZM161 51V53H162V50H160ZM164 51V50H163ZM170 51V50H169ZM168 51V52H169ZM175 51V52H176ZM9 52H10V50H9ZM29 52V51H28ZM125 52L126 53H130V54H125ZM142 52V51H141ZM140 52V53H141ZM153 52V51H152ZM166 53L165 51H164V53L166 54V57L164 56H162V55H164L163 53H162V55H160L159 54V51L157 52L159 55V57L161 56V57H163L162 58V61L161 62H163L164 61V63L165 64H161L162 66H168L169 65V67L172 65V66H176L175 64H177V66H179V64H180V62H181V59H180V62L178 63V61H179V59L177 58L178 56L177 55H179V54H181L180 52H179V54H177V53H173V55H174V57L173 56H171L169 53ZM208 52V51H207ZM229 52V51H228ZM26 53V52H25ZM114 53H116L117 55H113ZM139 53V54H140ZM190 53H192L191 51H190ZM2 52H1V57H2ZM124 54V55H123ZM152 54V53H151ZM177 54V55H176ZM194 54V53H193ZM241 54V58H243L244 57V55H242ZM6 54H4V56H5ZM120 55H122V56H120ZM142 55H143V53H142ZM169 55H170V59H168L169 58ZM176 55V56H175ZM220 55V54H219ZM36 56H37V58H36ZM113 56H115L114 58H117V60H115L114 58H113ZM127 56V57H128ZM151 56V55H150ZM168 56V57H167ZM212 56V55H211ZM215 56V55H214ZM132 57V56H131ZM135 57V56H134ZM34 58H35V60H34ZM150 58V57H149ZM154 58V57H153ZM168 60H167V59ZM173 58H175L176 59V61H177V63H175V61L173 60ZM181 58H182V56H181ZM184 58V57H183ZM245 58V57H244ZM243 58V59H244ZM245 58V59H246ZM3 59H4V57H3ZM45 59V60H46ZM126 60H127V58H125ZM130 59V58H129ZM161 59V58H160ZM186 59V58H185ZM215 59V58H214ZM244 59V61H246ZM0 60H2L1 58H0ZM45 60H43V61H45ZM133 60H135L136 61V58L134 59L133 58ZM149 60H152V59H149ZM165 60L168 62V63H170L169 62V60L171 61V62H173L171 65L170 64H168L167 65V62H165ZM223 60V61H222ZM132 63H134L132 60H130ZM129 61V62H130ZM216 61V60H215ZM220 61V62H219ZM239 61V60H238ZM127 64H128V61H125ZM155 62V61H154ZM157 62V64H160V63H158V61H156ZM226 62V61H225ZM240 62V61H239ZM238 62V63H239ZM247 62V61H246ZM39 63V62H38ZM45 63V62H44ZM107 63H109V62H107ZM119 63H121V61H119ZM150 63V62H149ZM153 63V62H152ZM184 63H185V61H184ZM187 64H188V62H186ZM193 63V62H192ZM36 64H33V65H36ZM39 64H41V62L39 63ZM101 64H98L99 66L101 65ZM127 64H125L124 63V61H123V64H122V66H120L121 64H119V66L120 67H123L122 68V70L119 68L118 69V71H116L115 70V68H114V66L112 67L111 66V68L112 69H114L116 72H114V75H120V74H122L121 73V71H123V69H124V66L126 65L127 66ZM131 64V63H130ZM135 64V63H134ZM134 64H133V66H134ZM137 64V63H136ZM183 64V63H182ZM214 64V63H213ZM237 64V63H236ZM242 64V63H241ZM248 64V65H247ZM30 65L32 66V64L30 63ZM38 65V64H37ZM97 65V67H99ZM116 65V64H115ZM124 65V66H123ZM138 65V64H137ZM186 65V64H185ZM212 65V64H211ZM229 65V64H228ZM232 65V64H231ZM109 65H107L106 67H108ZM118 66V65H117ZM147 66V65H146ZM161 66V67H162ZM176 66V67H177ZM217 66V67H216ZM230 66V65H229ZM234 66H236V65H234ZM241 66V67H240ZM95 67V66H94ZM93 67V68H94ZM103 67V66H102ZM105 67V66H104ZM110 67V66H109ZM116 67V66H115ZM132 67V66H131ZM130 67V68H131ZM148 67V66H147ZM166 67H162V72H164V70H166ZM174 67H170V68H167V69H169V71L168 72H170V71H172V70H170V69H174ZM248 69H247V68ZM34 68V67H33ZM38 68H35V69H37L38 70ZM100 68H101V66H100ZM126 68H128V67H125V69ZM151 68V67H150ZM157 68V67H156ZM184 68V67H183ZM192 68H195L194 66H192L191 67V69ZM219 68V69H220ZM85 69H83V70H85ZM88 69H89V67H88ZM91 69V68H90ZM95 69V68H94ZM97 69V68H96ZM95 69V70H96ZM108 69H110V68H108ZM117 69V68H116ZM129 69V68H128ZM131 69H133L134 70V68H131ZM142 69V68H141ZM148 69V68H147ZM187 69H189L190 70V68H187ZM197 69V68H196ZM159 70V69H158ZM176 70V68L174 69V71ZM193 70H195V69H193ZM226 70H227V73H226ZM239 70H241V69H239ZM241 70V71H242ZM93 71V70H92ZM92 71H88L87 70V72H92ZM110 71H113V70H110ZM150 71V70H149ZM174 71H173V73H174ZM184 71V70H183ZM228 71L231 73L230 75V77L228 76ZM240 71V72H241ZM81 72V71H80ZM83 72V71H82ZM94 72V71H93ZM97 72V71H96ZM126 72H128V71H126ZM131 72H133V71H131ZM159 72V71H158ZM161 72V73H162ZM166 72H167V70H166ZM176 72H178V71H176ZM47 74L49 73V72H46ZM45 73V74H46ZM58 73H55V74H57L56 76H60V74H58ZM84 73H85V71H84ZM95 73V72H94ZM111 73V72H110ZM109 73V74H110ZM116 73H119V74H116ZM135 73V72H134ZM157 73V72H156ZM172 73V74H173ZM183 73V72H182ZM190 73H192V72H190ZM233 73V74H232ZM50 74V73H49ZM48 74V75H49ZM54 74V75H55ZM77 74H78V76H77ZM99 74V73H98ZM112 74V73H111ZM148 74V73H147ZM163 74V73H162ZM168 74V73H167ZM166 74V75H167ZM197 74H198V72H197ZM237 74V73H236ZM239 74V73H238ZM237 74V75H238ZM92 75V74H91ZM90 75V76H91ZM94 75V74H93ZM122 75H124V73L122 74ZM126 75V74H125ZM131 75V74H130ZM129 75V76H130ZM169 75V74H168ZM176 75V74H175ZM189 75V74H188ZM47 76V75H46ZM50 76V75H49ZM48 76V77H49ZM56 76H54V77H56ZM63 76H65V75H63ZM69 76V77H70ZM98 76V75H97ZM105 76H107V75H105ZM108 76H110V75H108ZM128 76V75H127ZM132 76V75H131ZM152 76V75H151ZM160 76V75H159ZM45 77V76H44ZM47 77V78H48ZM52 77V76H51ZM69 77H68V80H69ZM75 77L73 78L74 80H75ZM96 77V76H95ZM103 77V76H102ZM145 77V76H144ZM236 77V76H235ZM61 78H63V77H61ZM65 79H66V77H64ZM63 78V79H64ZM70 78V79H71ZM76 78V80H78ZM89 78V77H88ZM91 79H93L94 78V76H92V77H90ZM97 78V77H96ZM95 78V80L94 81H89L90 82V84H88L89 82H87V83H85V81L87 80L86 78V80L83 82L82 80H80V81H82L81 82V84L79 85V84H76L74 81H73V86H74V83L76 84L74 87L79 91V92H84L85 91V88H87V84L88 85H90V86H92L93 87V85L95 86V84H97L98 82H95L96 80H98V79H96ZM107 78V77H106ZM111 78V77H110ZM110 78H109V80H110ZM114 78V77H113ZM112 78V81L114 80V81H116L115 80V78L113 79ZM117 78V77H116ZM121 79V77H118L117 78V83L118 82H120V81H118V79ZM191 78H193V76L191 77ZM189 79L191 82H192V85L190 86V87H187V85H185V87L187 88V93H189V91H190V93H189V95L187 96V97H189V98H191V97H193V100H191L190 99V101L191 102H189V103H191V105H192V103H194V102H192V101H194V98L197 96V95H195L196 94V92H197V90H199V88L198 87H200L201 88V85H199V84H197V85H199V86H197L196 85V82L194 83L193 81L194 80H196V79H194L193 81H192V79ZM216 78V77H215ZM20 79V78H19ZM18 78L17 79H13V81H12V79L11 80H9L10 81V84H11V82H12V88H13V90H14V92H15V90L16 91H18L17 90V85L16 84H19L20 83V85H21V81L19 80ZM23 79V78H22ZM51 79V78H50ZM54 79V78H53ZM56 79V78H55ZM60 79V78H59ZM100 79H102V78H100ZM139 79V78H138ZM142 79V78H141ZM146 79V78H145ZM184 79V78H183ZM187 79V78H186ZM217 79V78H216ZM226 79V80H225ZM233 79V80H232ZM17 80H18V82L19 83H17ZM62 80V79H61ZM67 80V79H66ZM84 80V79H83ZM106 80V79H105ZM160 80V79H159ZM189 80L188 81H186V84H188V82H189ZM238 80H240L239 78H238ZM63 81V80H62ZM131 81V80H130ZM161 81H163V80H161ZM199 81V80H198ZM198 81H197V83H198ZM204 81H206V80H204ZM204 81H200V82H202L203 84H204ZM210 81V80H209ZM227 81H232V82H234V83H226ZM72 82V80L70 81V83ZM79 82V81H78ZM100 82V81H99ZM107 82L109 83V81L107 80ZM122 82V81H121ZM173 82V81H172ZM191 82H189V83H191ZM44 83V82H43ZM58 83V82H57ZM63 83V82H62ZM69 83V82H68ZM101 83V82H100ZM114 83V82H113ZM122 83H124V82H122ZM177 83V82H176ZM179 83H181V82H179ZM178 83V84H179ZM183 83V82H182ZM182 83H181V85H182ZM185 83V82H184ZM111 84V83H110ZM133 84V83H132ZM153 84V83H152ZM177 84V85H178ZM201 84V83H200ZM209 84V83H208ZM234 84V85H233ZM44 85H46V84H44ZM72 85H71V87H72ZM99 85V84H98ZM101 85V84H100ZM106 85V84H105ZM120 85H122V84H120ZM126 85V84H125ZM136 85V84H135ZM180 85V84H179ZM184 85V84H183ZM90 86H88V88H87V90L89 89V87ZM102 86V85H101ZM116 86V85H115ZM123 86V85H122ZM152 86V85H151ZM10 87V88H11ZM97 87V86H96ZM120 87V86H119ZM126 87V86H125ZM175 87H176V85H175ZM224 87H226V88H224ZM46 88V87H45ZM91 88V87H90ZM182 87H178V89L177 90H179L180 92L183 90V89H181ZM188 88H190V90L188 89ZM198 88V89H197ZM201 88V89H202ZM207 88V89H206ZM21 89V88H20ZM19 89V90H20ZM92 89V88H91ZM108 89V88H107ZM111 89V88H110ZM46 90H47V88H46ZM74 90V89H73ZM77 90H75V91H77ZM85 91V93L86 92H88V91ZM95 90V89H94ZM93 90V91H94ZM97 90V89H96ZM158 90V89H157ZM185 90L183 91V92H185ZM189 90V91H188ZM93 91H90V93L91 92H93ZM117 91V90H116ZM123 91V90H122ZM12 92V91H11ZM10 92V93H11ZM19 92V91H18ZM18 92H15L16 94H14L13 95V92L11 93V95H10V97H13L14 98V96L15 95H17V93ZM115 92V91H114ZM126 93V91L124 90L123 91V93ZM130 92H132V91H130ZM136 92V91H135ZM149 92V91H148ZM175 92H176V90H175ZM179 92V93H180ZM182 92V93H183ZM215 92V94H213V102L214 101H216L217 100V98H218V96H219V94H218V92L216 93ZM244 92H245V94H244ZM10 93H8V94H10ZM63 93V92H62ZM74 93V92H73ZM84 93V94H85ZM128 93V92H127ZM126 93V94H127ZM155 93V92H154ZM166 93V92H165ZM197 93H199V92H197ZM204 93H202V94H204ZM235 93H238V94H235ZM250 93V94H249ZM262 93V95L264 96V94ZM20 94V93H19ZM82 94V93H81ZM122 93H120V95H121ZM126 94H124V99H126V97L129 95H131L130 93L128 94V95H126ZM139 94H141V93H139ZM159 94V93H158ZM176 94H178V91H177V93ZM185 94V93H184ZM200 94V93H199ZM207 94H205V96H206V98L209 100L210 98H209V96H211V95H209V96H207ZM224 94V93H223ZM222 93H221V97L223 98V96H224V99H226L227 98V96H226V98H225V95H223ZM227 94V93H226ZM7 95V94H6ZM6 95H3L4 96V98H5V96ZM44 95H46L45 93H44ZM43 95V96H44ZM77 95H78V93H77ZM87 95V94H86ZM119 95V94H118ZM123 95V94H122ZM121 95V96H122ZM135 95V94H134ZM144 95V94H143ZM180 95H183V94H180ZM190 95H191V97H190ZM214 95H216V96H214ZM236 95V96H235ZM0 96H2V95H0ZM21 96V95H20ZM20 96H19V100L21 99L20 98ZM41 96V95H40ZM62 96V95H61ZM126 96V97H125ZM184 97H185V95H183ZM195 96V97H194ZM219 96V98H221ZM248 96H247V98H248ZM257 96V95H256ZM258 96H260V95H258ZM9 96H6V99L8 98ZM9 97V98H10ZM17 97V96H16ZM79 97H81V96H79ZM85 97V96H84ZM116 97V96H115ZM149 97V96H148ZM178 97V96H177ZM181 97V96H180ZM212 97H211V99H212ZM215 97H217V98H215ZM262 97V96H261ZM3 98V97H2ZM4 98H3V100H1V103H0V105H3V114H4V117L5 118H7V116H8V118H11V119H14V120H12V121H15V120H17V119H19V118H16V117H20V119H28L26 116L27 115H29V114H27L26 115V112L28 113V111L26 110V109H24L25 108V106L23 107V105L26 103H23L22 102V107H21V109L23 110H21L20 109V105H21V102H20V104H18L19 102H17V100L16 99H14V100H16L15 101V103H16V107H18L17 105H19V107H18V109L19 110H21L22 112H25V114L24 113H22L21 111H19L18 109H16V107L14 106L13 108H10V107H12L13 105H12V98H11V101H10V99L8 98V100H4ZM23 98V97H22ZM45 98V97H44ZM47 98V97H46ZM76 98V97H75ZM100 98V97H99ZM106 98V97H105ZM119 98H121L120 96H119ZM169 98V97H168ZM175 98V97H174ZM173 98V99H174ZM183 98V97H182ZM186 98V97H185ZM184 98V99H185ZM189 98H188V100H189ZM205 98V99H206ZM218 98V99H219ZM221 98V99H222ZM247 98L245 97V98H243L244 99V101L245 100H247ZM0 99H1V97H0ZM130 99V98H129ZM139 99H141V98H139ZM144 99H145V97H144ZM151 99V98H150ZM149 98L147 99L148 100V102L151 104V108H150V106L148 107V106H145V105H143L144 103L142 102L141 103V106L139 105V103L137 104V103H135V106L133 105L134 103H133V100H131L132 102L131 103H133L132 105H133V107H136L135 109H136V111H138L137 110V106L136 105H138L139 107H140V111H141V107H144L145 108V110H147L148 111V109L151 111V110H153V103L154 102H150V101H152V100H150ZM159 99V98H158ZM181 99V98H180ZM198 99V98H197ZM197 99L195 98V100L197 101ZM200 99H201V97H200ZM211 99L209 100V101H211ZM215 99V100H214ZM219 99V101L218 102H222V100H224V99ZM231 99V101L229 102V104L230 103H232L233 102V100H235V98L232 100V98H227V100L226 101H228V100H230ZM249 99V98H248ZM251 99V98H250ZM261 99V101H262V98H260ZM264 99V98H263ZM13 100V101H14ZM86 100V99H85ZM116 100V99H115ZM137 100V99H136ZM147 100H146V103L147 104H149L148 102H147ZM150 100V101H149ZM157 100V99H156ZM186 100H187V98H186ZM187 100V101H188ZM221 100V101H220ZM239 100V99H238ZM9 101L11 102V104H9ZM21 101V100H20ZM38 101H39V99H38ZM73 101V100H72ZM81 101H82V99H81ZM123 101L124 100H122V103H123ZM153 101H155V99L153 98ZM160 101V100H159ZM178 101V100H177ZM180 101V100H179ZM203 101H204V97H203ZM207 101V100H206ZM205 101V102H206ZM225 101V102H226ZM242 101V100H241ZM240 101V102H241ZM249 101V100H248ZM254 101H256L257 102V100L255 99ZM61 102V101H60ZM98 102V101H97ZM112 102V101H111ZM119 102V101H118ZM129 102V106L128 107H130L131 106V104H130V101H128ZM127 102V103H128ZM157 102V101H156ZM166 102H168V101H166ZM170 102V101H169ZM182 102V99H181V101H180V103ZM184 102H186L185 100H184ZM212 101L211 102H209V103H212L213 105L212 106H209L210 104L208 103V107L209 108H211V107H214V104H215V102L213 103ZM224 102V101H223ZM222 102V103H223ZM250 102V101H249ZM248 102V103H249ZM263 102V101H262ZM15 103L13 102V104L15 105ZM66 103V102H65ZM89 103V102H88ZM109 103V102H108ZM127 103H126V105H127ZM161 103V102H160ZM160 103H157L158 104V107H160L161 105H159ZM178 103V102H177ZM176 103V104H177ZM187 103V102H186ZM198 103V102H197ZM206 103V104H207ZM234 103H235V101L233 102V105H234ZM241 103H243V102H241ZM49 104V103H48ZM118 104V103H117ZM120 104L121 103H119V105H118V107L120 106ZM165 104V103H164ZM172 104H174L173 102H172ZM188 104V103H187ZM205 103H203V105H204ZM225 104V103H224ZM253 104V103H252ZM259 104V103H258ZM257 104V105H258ZM9 105H11V106H9ZM44 105H46V104H44ZM103 105V104H102ZM114 105V104H113ZM124 105V104H123ZM155 105H156V103H155ZM188 105H190V104H188ZM196 105V104H195ZM216 105H217V103H216ZM215 105V107H217ZM223 105V104H222ZM221 105V106H222ZM227 105V104H226ZM243 105H244V103H243ZM242 104H241V106H243ZM253 105H255V104H253ZM27 106L28 107H30L28 104H27ZM32 106V105H31ZM43 106V105H42ZM101 106V105H100ZM157 106V105H156ZM156 106H154V109H156ZM166 106V105H165ZM179 106V105H178ZM206 105H205V108L207 107ZM238 106V105H237ZM236 106V107H237ZM240 106V107H241ZM252 106V105H251ZM2 107V106H1ZM0 107V109H2ZM4 107H5V113H4ZM11 109V111L12 112H10V109ZM76 107V106H75ZM106 107V106H105ZM117 107V108H118ZM121 107H124V106H121ZM127 107V106H126ZM126 107H124V108H126ZM132 107V108H133ZM146 107H148V109L146 108ZM177 107V106H176ZM186 107V106H185ZM188 107V106H187ZM215 107L213 108V109H215ZM224 107V106H223ZM235 107V106H234ZM9 109V111H8V109ZM14 108L16 109V111L18 110L19 112H21L22 113V115H21V113H19L18 114V112H17V114H16V112H14L13 110H14ZM100 108V107H99ZM113 108V107H112ZM144 108H143V110H142V112L143 113H146L147 115H150V114H148L149 113V111L147 112H145V110H144ZM184 108V107H183ZM204 108V107H203ZM204 108V109H205ZM209 108H208V110H209ZM237 108H239V107H237ZM236 108V109H237ZM251 108V107H250ZM250 108H249V110H250ZM29 109V108H28ZM78 109V108H77ZM120 107H119V111H120ZM134 109V110H135ZM159 109V108H158ZM212 109V110H213ZM217 110L218 109H220L219 107L218 108H216ZM215 109V110H216ZM224 109H225V107H224ZM99 110V109H98ZM104 110V109H103ZM108 110V109H107ZM116 110V109H115ZM124 110V109H123ZM122 109H121V112L123 111ZM127 110V109H126ZM182 110V109H181ZM184 110V109H183ZM203 110V109H202ZM205 110H207V109H205ZM204 110V111H205ZM212 110H211V114L212 113H214L215 112V110H213L214 112H212ZM226 110V109H225ZM241 110V109H240ZM7 111H8V113H7ZM34 111V110H33ZM66 111V110H65ZM118 111V110H117ZM125 111V110H124ZM135 111V112H136ZM139 111V112H140ZM155 112H156V110H154ZM153 111V112H154ZM160 111V110H159ZM172 111H173V109H172ZM172 111H170V113L172 112ZM175 111V110H174ZM219 111H221V110H219ZM223 111V110H222ZM31 112V110L29 111V113ZM38 112V111H37ZM55 112V111H54ZM151 112L152 113V116L150 115V118H149V116H146V115H144L143 114V116L146 118V117H148V118H146V120L144 121L145 123L147 122V123H149V124H145V125H147V127L145 126V125H141V133H142V129H143V127L142 126H145L147 129H150L149 128V126H150V124H152L150 121L152 120H154L152 117H154V116H156L158 113H160V112ZM164 112H165V110H164ZM167 112V111H166ZM182 112V111H181ZM208 112V111H207ZM253 112V111H252ZM257 112V111H256ZM259 112H260V110H259ZM258 112V113H259ZM7 113V115H5ZM31 113H34V112H31ZM30 113V114H31ZM105 113V112H104ZM106 113H107V111H106ZM117 113V112H116ZM115 113V114H116ZM130 113V112H129ZM161 113H163V112H161ZM169 113V114H170ZM177 114H178V112H176ZM175 113V114H176ZM210 113V112H209ZM261 113V112H260ZM259 113V114H260ZM0 114H2V111H1V113ZM2 114V115H3ZM24 114V115H23ZM37 114V113H36ZM51 114V113H50ZM57 114V113H56ZM83 114V113H82ZM100 114V113H99ZM114 114V115H115ZM125 114H127L126 116H129L128 115V113H123L122 115H125ZM132 114V113H131ZM133 114H134V111H133ZM135 114H137V113H135ZM139 114V113H138ZM153 114H156V115H153ZM180 114V113H179ZM200 114V113H199ZM198 114V115H199ZM242 114V113H241ZM245 114V113H244ZM261 114H263V112L261 113ZM1 115V116H2ZM19 115V116H18ZM39 115V114H38ZM44 115V114H43ZM48 115V114H47ZM52 115V114H51ZM50 115V117H52ZM62 115V114H61ZM66 115V114H65ZM65 115H64V117H65ZM122 115H118L119 117L121 116V117H123ZM141 115V114H140ZM163 115V114H162ZM165 115V114H164ZM174 115V114H173ZM197 115V116H198ZM201 115H202V113H201ZM254 114H252L251 116H253ZM256 115V114H255ZM0 116V117H1ZM33 116L35 117V119L33 120V121H35L36 119H37V115L35 116V114H33ZM126 116H124L123 118H125ZM143 116H142V121L144 120V118H143ZM159 116V115H158ZM176 116V115H175ZM196 116V117H197ZM210 116V115H209ZM212 116V115H211ZM250 116V115H249ZM28 117H32V115L30 116H28ZM69 117V116H68ZM101 117V116H100ZM116 117H117V115H116ZM115 117V118H116ZM118 117V118H119ZM165 117V116H164ZM167 117V116H166ZM178 117V116H177ZM203 117V116H202ZM201 116H200V119L202 118ZM240 117V116H239ZM242 117H244V116H242ZM245 117H247V116H245ZM256 117H258V116H256ZM256 117H254V118H256ZM2 119H3V117H1ZM4 118V119H5ZM7 118V119H8ZM47 118H49V117H47ZM46 118V119H47ZM62 118V117H61ZM71 118V117H70ZM69 118V119H70ZM88 118V117H87ZM104 118V117H103ZM114 118V117H113ZM135 118H139L140 119V116L139 117H135ZM210 118V117H209ZM249 118V117H248ZM253 118V117H252ZM251 118V119H252ZM259 118V117H258ZM257 118V119H258ZM264 118V117H263ZM3 119V120H4ZM11 119H8L7 121L8 122H10L9 120H11ZM51 119V118H50ZM55 119V118H54ZM57 120H58V117L56 118ZM55 119V120H56ZM63 119V118H62ZM61 119V120H62ZM67 119V118H66ZM72 119H73V117H72ZM127 119H129L130 121H132V122H130V123H134L133 122V120L132 119H130V118H127ZM127 119H121V120H123V121H127ZM138 119V120H139ZM148 119H150V121L148 120ZM156 119V118H155ZM171 120H172V118H170ZM174 119V118H173ZM197 119H198V117H197ZM204 119H206V117L204 118ZM203 119V120H204ZM208 119V118H207ZM211 119V118H210ZM241 119V118H240ZM6 120V119H5ZM31 120L32 119H29V122H31ZM39 120V119H38ZM49 120V119H48ZM53 120V119H52ZM75 120V119H74ZM73 120V121H74ZM118 120H120V119H117V121ZM120 120V121H121ZM181 120V119H180ZM202 120V119H201ZM250 120V119H249ZM261 120H263V119H261ZM7 121H6V123H7ZM18 121V123L19 124H21L22 122H19V120H17ZM22 121V120H21ZM37 121V120H36ZM35 121V122H36ZM65 121H68V120H65ZM70 121H72V120H70ZM77 121V120H76ZM87 121H89V120H87ZM96 121V120H95ZM100 121V120H99ZM113 121V120H112ZM198 121H199V119H198ZM212 121V120H211ZM244 121H245V119H244ZM251 121V120H250ZM253 121V120H252ZM258 121V120H257ZM264 121V120H263ZM24 122L26 123H28V121L26 120H23V124H24ZM34 122V123H35ZM62 122H64V120L62 121ZM61 122V124H60V127L62 126V129H61V131H59L60 130V127L59 128H57L58 129V131L60 132H58L59 134H57V133H55V134H52V135H60L59 137L58 136H56V137H58V138H56V140H54V139H47V138H44L45 136H40V137H43V138H40L39 137V134H38V136H37V133H38V130L37 131H35V130H30V133L31 132H33L32 134L34 135H32L33 137H35V138H30V133H28L27 135H26V132L28 131L27 129H26V131L25 132H23V131H21V132H23V134L19 131L20 129H23L22 127H21V125L19 126L18 124H16L17 122H15L14 124L16 125V127H14L15 125L14 124H12V125H14V126H12L11 127V125H9L10 127V130L9 131H11L12 129H14V128H16V132H17V130L19 131V133H21L20 134V136H17L18 138L17 139H19L20 137L21 138H23V137H25V135L26 136H28L29 135V137L27 138V137H25V138H23L22 140L21 139H19L18 141H14V142H17V143H15L14 144V142H13V144H14V146L16 145L17 146V148H16V150H15V147H13V145L11 146L10 144H12V143H9V142H12L13 141V139L15 140L16 138H13L14 137V135H16V134H13L12 135V140H9L6 136V138L8 139V141L6 142L5 141V145L7 144V146H6V149L7 148H9L10 147V150L12 151L13 149L11 148V147H13L14 148V151H13V153L11 154V153H9V151L8 152H6V151H3L4 149H5V147H4V149H3V146H5V145H3V140L0 142V143H2V148H0V191L2 190V193H4L5 194V192H6V194L4 195L5 197H3V194H1V192H0V195L2 196H0L1 198H2V200L0 199V201H2L1 202V204H0V213H2V209H3V206H2V204L3 205H8L9 203L11 204V201H12V204L9 206V210L7 209V214H6V217H10V219L9 218H7V219H9V220H11V218L12 219H14V217H16L15 218V220L16 219H20L19 218V216L20 217H22V216H24V215H26V216H24L26 219H28V220H25V218L24 217H22L20 220H21V222H20V220L18 221H15V222H18V223H16V224H19L18 226L15 224V223H13L16 227L14 228L13 226H12V228H13V230L11 229V228H9L8 226L7 227H4V225L3 224H1V222H0V229H1V227H3L5 230L4 231H6V228H9V230L11 229L12 231H14V232H9V230H8V232L4 235L3 234V232H2V234L4 235V237L3 238H6L7 237V234H8V237H9V235H10V237L8 238L7 237V239H5V241L7 240L8 242L7 243H5V242H3L4 241V239H2V242H1V245H5V248H4V246L2 247L1 245H0V263H2L1 261H3L4 259V256H5V259L7 258H10V257H6V255L8 256V255H10L11 253H17V254H19L20 253V251H25V249H26V246L28 245L29 246V248L28 249H26V252L28 251L29 252V250H30V244L34 241V242H36L37 241V237H38V239H40V238H43V237H45L46 238V236H45V231H43L42 233H43V235L41 234V230L43 229L44 230V227H45V224H46V222H50V227L53 229H49V230H52V232H55V230L56 229H54L55 227H52V226H54V221H56L55 220V218H56V216H55V218L54 217H52V216H54V215H52L51 217H52V219H54V220H52V219H50V217L49 216H44V217H48V219H50V220H48L47 221V218L46 219H44V217H43V215H46L48 212L47 211H45L46 210V208H44V206H46V204H47V206H48V201H50V204H51V201H52V203H55V204H52L53 206H55V207H57V205L59 206V204H60V207L62 206V208L64 207V205L66 206H68L67 207V210L68 211H70L71 212V210H73L72 211V213L74 212V210L76 211L77 209L76 208H81V207H83V206H78V205H76L77 207L75 208V206H73L72 208H71V204L72 205H75V204H77L75 201H76V199H75V197H72L73 198V202H72V199H70L69 197V195H71V192H73L72 193V195H75L74 193H77V194H79V193H82V194H84V193H87V194H89L90 193V191H91V188H93L92 187V184L94 183V180H95V178L97 177V175L96 174H98V170L95 172V175H96V177L94 176V171L96 170H93L94 169V165L93 164H97L98 163V161L97 162H95L94 160L95 159H98L97 158V154H98V151H94L95 152V154H96V156H93V160L91 159L90 160V158H88V154L89 153H91L90 151H88L87 152V150L89 149L90 150V148H88V145L89 144H91V142L95 139V137L96 136H94V134H96V133H94V134H92L93 132H91V135L93 136V139H90L91 138V136H89V135H87V134H85V133H83L81 130L82 129H76L75 127H73L74 125H72L73 124V122H71L70 124L72 125L71 127H69V126H64L63 127V125L65 124V122H64V124ZM69 122V121H68ZM68 122H66V124L65 125H67L68 124ZM119 122V121H118ZM122 122V121H121ZM172 122H175V120L174 121H172ZM197 122V121H196ZM205 122H207V120L205 121ZM225 122V121H224ZM226 122H229V120L227 119V121ZM225 122V123H226ZM247 122H249V121H247ZM6 123L3 125V126H6ZM11 123V122H10ZM10 123H7V124H10ZM13 123V122H12ZM24 124L23 126H25V125H28V124ZM57 124H58V122H56ZM75 123V122H74ZM114 123H116V122H114ZM143 123V122H142ZM167 123H169V122H167ZM201 123V122H200ZM241 123V122H240ZM250 123V122H249ZM252 123V122H251ZM255 123L257 124V122L255 121ZM30 124V123H29ZM113 124V123H112ZM119 124V123H118ZM127 124V123H126ZM139 124V123H138ZM153 124H154V122H153ZM163 124V123H162ZM181 124V123H180ZM184 124V123H183ZM190 124H194V123H190ZM189 124V125H190ZM210 124V123H209ZM237 124L238 123H236V126H237ZM254 124V123H253ZM259 124H260V122H259ZM258 124V125H259ZM34 125V124H33ZM33 125L31 124V126L33 127ZM37 125V124H36ZM42 125V124H41ZM49 125V124H48ZM59 125V124H58ZM69 125V124H68ZM79 125V124H78ZM77 124H76V127L78 126ZM81 125H82V128H83V124L81 123ZM81 125H79V126H81ZM92 125V124H91ZM101 125H103L102 123H101ZM128 125V124H127ZM169 125V124H168ZM173 125H174V123H173ZM178 125V124H177ZM218 125V124H217ZM250 126H251V124H249ZM249 125L247 126L248 128H247V130L248 129H250L249 128ZM262 125V124H261ZM1 126V125H0ZM115 126H117V125H115ZM133 127V129H134V124L132 125ZM163 126V125H162ZM184 126H186V125H184ZM183 126V127H184ZM191 126V125H190ZM205 126V128H206V125H202V127H204ZM210 126V125H209ZM212 126V125H211ZM210 126V127H211ZM229 126V125H228ZM28 127V126H27ZM27 127H25V128H27ZM32 127L31 128H29V129H32ZM47 127V126H46ZM53 127V126H52ZM69 127V128H68ZM87 127V126H86ZM86 127H84V128H86ZM92 127V126H91ZM98 127V126H97ZM114 127V126H113ZM127 127H129L130 128V126H127ZM144 127V128H145ZM151 127V126H150ZM152 127H153V125H152ZM151 127V128H152ZM155 127H156V125H155ZM159 127V126H158ZM158 127H156V128H158ZM168 127V126H167ZM181 127H182V125H181ZM180 127V128H181ZM199 127H200V125H199ZM235 127V126H234ZM243 127V126H242ZM254 127V126H253ZM263 127V126H262ZM4 128V127H3ZM20 128V129H19ZM34 128V127H33ZM75 128V129H74ZM77 128H79V127H77ZM81 128V127H80ZM83 128V129H84ZM88 128V127H87ZM86 128V129H87ZM93 128H95V125H94V127ZM145 128V129H146ZM165 128V127H164ZM171 128V127H170ZM172 128H173V126H172ZM174 128H176L175 126H174ZM179 127H177V129L176 130H179L178 129ZM193 128H194V125H193ZM213 128H214V126L212 127V130H213ZM226 128V127H225ZM230 128V127H229ZM228 128V129H229ZM236 128V127H235ZM234 128V129H235ZM258 128V127H257ZM259 128H261V126L259 127ZM42 129V128H41ZM99 129V128H98ZM97 129V130H98ZM114 129V128H113ZM133 129H131V130H133ZM143 130V132L144 131H146V130ZM155 129V128H154ZM160 129H162V128H160ZM186 129H188V127L186 128ZM185 128L183 129L184 131L186 130ZM208 129V128H207ZM232 129V128H231ZM245 129V128H244ZM252 129V128H251ZM7 130H8V128H7ZM14 130H12L13 132H14ZM40 130V129H39ZM89 130V129H88ZM97 130H94V131H97ZM119 130V129H118ZM126 130V129H125ZM134 130H137V132H134V134L136 135V133H139L138 131V129L137 128H135ZM197 130V129H196ZM200 130V129H199ZM225 130V129H224ZM233 130V129H232ZM231 130V131H232ZM238 130H240L239 128L236 130L237 132H239ZM255 131H256V129H254ZM253 130V131H254ZM5 131V130H4ZM8 131V132H9ZM11 131V132H12ZM35 131V132H34ZM43 131V130H42ZM41 130L39 131V133L40 132H42ZM54 131V130H53ZM56 131V130H55ZM87 131V130H86ZM91 130H89L87 133H89ZM93 131V130H92ZM124 131V130H123ZM122 131V132H123ZM147 131H149V130H147ZM158 131H160V130H158ZM165 131V130H164ZM173 131V130H172ZM190 131V130H189ZM203 131H205V130H203ZM202 131V132H203ZM208 131V130H207ZM214 131V130H213ZM217 131V130H216ZM249 131V130H248ZM264 131V130H263ZM11 132H10V134H11ZM29 132V131H28ZM49 132V131H48ZM119 132H120V130H119ZM125 132V131H124ZM179 132H182V128H181V130H179ZM179 132H177V134L179 133ZM186 132H187V130H186ZM194 132H196V131H194ZM198 132V131H197ZM34 133H36V134H34ZM44 133H46L45 132V130H44ZM51 133V132H50ZM97 133H100V132H97ZM157 133V132H156ZM163 133V132H162ZM183 133V132H182ZM193 133V132H192ZM200 133V132H199ZM198 133V134H199ZM207 133V132H206ZM212 133V132H211ZM247 133V132H246ZM250 133V132H249ZM252 133V132H251ZM255 133V132H254ZM257 134H258V132H256ZM264 133V132H263ZM4 134V133H3ZM43 134V133H42ZM116 134V133H115ZM128 134V133H127ZM126 134V135H127ZM133 134V133H132ZM131 134V137L132 136H134V135H132ZM146 134H148V133H146ZM159 134H160V132H159ZM177 134H174L173 133V135L174 136H176ZM179 134H181V133H179ZM188 133H186L185 134V132H184V135H187ZM189 134H190V136H192L193 134H191L190 132H189ZM188 134V135H189ZM197 133H195L194 135H195V137H200V138H198V139H200V140H202L203 139V137H205V136H207V135H205V136H203L204 134H202V133H200V134H202L201 136H203L202 137V139H201V136H196V135H198ZM233 134H235V133H232V136H233ZM239 134V133H238ZM256 134V135H257ZM260 135H261V133H259ZM22 135V136H21ZM24 135V136H23ZM49 135V134H48ZM47 135V136H48ZM101 135V134H100ZM140 135V134H139ZM139 135H137V136H139ZM155 135V134H154ZM166 135V134H165ZM187 135V136H188ZM215 135V134H214ZM221 135V134H220ZM224 135V134H223ZM245 135V134H244ZM263 135V134H262ZM31 136V137H32ZM50 136V135H49ZM48 136V137H49ZM99 136V135H98ZM120 136V135H119ZM145 134H144V137H142V134H141V137L143 138V139H145ZM235 136V135H234ZM239 136V135H238ZM240 136H242V135H240ZM251 136V135H250ZM254 135H252V137H253ZM9 137V136H8ZM16 137V136H15ZM121 137V136H120ZM126 137V136H125ZM128 137V136H127ZM130 136H129V138H128V140L126 139V141H128L127 143H128V145L130 146V144H135L136 142L135 141H132V140H135L134 138H136V141H138L139 139H140V136H139V138H137L136 136L135 137H133L132 138V140H130L129 141V139L131 138ZM160 137V136H159ZM158 137V139H157V137H156V142H157V140H159L160 138ZM193 137V136H192ZM217 137H218V135H217ZM226 137H228V136H226ZM229 137H230V134H229ZM246 137V136H245ZM249 137V136H248ZM257 137V136H256ZM9 138H11V137H9ZM51 138H53L52 136H51ZM55 138V137H54ZM124 138V137H123ZM141 138V139H142ZM164 139L165 140V137L164 136H161V139ZM166 138H167V136H166ZM171 138V137H170ZM207 138H208V141H210V139L209 138H212V137H208L207 136ZM207 138H206V140H207ZM213 138L214 139H217V138H215L214 136H213ZM231 138V137H230ZM241 138V137H240ZM244 138V137H243ZM247 138V137H246ZM245 138V140L247 141V139ZM250 138V137H249ZM263 138H264V135H263ZM16 139V140H17ZM32 139V140H31ZM115 139V138H114ZM138 139V140H137ZM140 139V140H141ZM142 139V140H143ZM160 139V140H161ZM168 139V138H167ZM173 139V136H172V138H171V140ZM196 139V138H195ZM213 139V140H214ZM251 139V138H250ZM254 139H256V138H254ZM261 139V138H260ZM119 140V139H118ZM125 140V139H124ZM140 140H139V142H140ZM146 140V139H145ZM170 140V141H171ZM186 140V137H184V140L183 141H185ZM192 140H193V138H192ZM199 140V141H200ZM212 140V141H213ZM236 140V139H235ZM258 140H259V138H258ZM264 140V139H263ZM96 141H97V138H96ZM95 141V142H96ZM126 141H122V142H126ZM144 141V140H143ZM155 141V140H154ZM182 141V140H181ZM190 141V140H189ZM217 141H219L218 139H217ZM239 141V140H238ZM250 141V140H249ZM261 141V140H260ZM20 142V143H19ZM117 143H118V141H116ZM138 142V143H139ZM160 142V141H159ZM230 142V141H229ZM242 141H240L239 142V144L241 143ZM251 142V141H250ZM250 142H248L249 144H250ZM253 142V141H252ZM97 143V142H96ZM96 143H94V144H96ZM141 143V142H140ZM183 143V142H182ZM192 143H194L193 141H192ZM203 143H205V142H203ZM207 143H209V142H207ZM213 143H214V141H213ZM218 143V142H217ZM216 143V144H217ZM223 143V142H222ZM244 143H245V141H244ZM254 143H256V141L254 142ZM86 144H88L87 146H86ZM113 144V143H112ZM123 144V143H122ZM126 144V143H125ZM143 144V143H142ZM142 144L141 145H139L138 147H137V143L135 144L136 145V147L137 148H140L141 149V147H143L142 146ZM159 144V143H158ZM186 142L185 143H183L182 145H184V146H186L185 148H188V145L186 144ZM189 144H191V142L189 143ZM200 144V143H199ZM210 144H212V142L210 141ZM216 144H214L215 146H216ZM221 143H219V145H220ZM238 144V145H239ZM242 145H244V147H245V144H243V143H241ZM253 144V143H252ZM251 144V145H252ZM259 144V143H258ZM1 145V144H0ZM8 145H10V146H8ZM82 145H84V146H86V148H88V149H85V147H84V149H82ZM119 145V144H118ZM118 145H116V146H118ZM124 145V144H123ZM135 145H134V148H135ZM177 145V147L180 149V147L181 148H183V149H185L184 148V146H180V144L178 145V144H175V145H173V146H176ZM205 144H202L201 146H204ZM213 145V146H214ZM222 145V144H221ZM237 144H236V146H238ZM241 145V146H242ZM246 145H247V143H246ZM81 146V147H80ZM115 146V147H116ZM120 146V145H119ZM141 146V147H140ZM146 146H147V143H146ZM158 146V145H157ZM163 146V145H162ZM191 146H192V144H191ZM207 146H209V145H207ZM206 145H205V147H207ZM212 146V145H211ZM212 146V147H213ZM214 146V147H215ZM260 146V145H259ZM258 146V147H259ZM262 146V145H261ZM18 147H19V149H18ZM91 147V149H92V152H93V148H92V146H90ZM93 147H94V145H93ZM96 147V146H95ZM100 147V146H99ZM200 147V146H199ZM212 147H207V148H212ZM221 147V146H220ZM234 147V146H233ZM248 147H250V145H248ZM256 147V146H255ZM257 147V148H258ZM133 148V150H135ZM143 148H145V147H143ZM151 148V147H150ZM175 148V147H174ZM178 148H177V150H178ZM196 148V147H195ZM235 148V147H234ZM243 148V147H242ZM256 148V150H254L253 151V149L251 150V149H249V150H251V155H253V153H254V159L252 158V156L250 157L249 155L250 154H248L250 151L249 150H247L246 148V151H247V153L245 152V150L243 151L246 155H248V156H246L245 157V159L248 157V158H252L253 159V161H252V165H251V161H250V159H249V161H250V164H243L244 165V167L242 168V166L240 165L241 164V161L239 162V161H235V159H234V156H235V153L237 152V153H239V151H236L235 153H234V151L235 150H233V153H234V156H233V159H234V161L236 162H234L233 161V159L232 160H230L231 162H232V164H231V166L229 167L228 165H226V167L228 166V168L226 169V170H229L228 172L225 170V172L224 173H226V174H224L225 176V178L223 177L222 178V185H223V188H224V190L226 191V189H227V191H229V192H227L228 193V195H225V193H224V195H222L221 197H222V199H223V196H226L227 198L229 197V199H230V195H231V200H234V199H232V196H233V198H235V196H236V198L238 197L239 198V200H243L242 198L244 197V194H246L245 192H246V190H247V185L250 187V184L252 183V182H254L253 181V178L251 179V175H255V173H257L258 172V169L257 170H254V169H256L255 168V166H257V164H259L258 162H259V160L261 161V159H259L260 157H259V155H261V154H259V150ZM263 148H264V146H263ZM2 149V150H1ZM95 149V148H94ZM131 149V148H130ZM139 149V150H140ZM147 149V148H146ZM146 149H141L142 151H145ZM183 149H181V151L183 150ZM189 149V148H188ZM213 149V148H212ZM216 149V148H215ZM231 149H232V147H231ZM230 149V150H231ZM236 149V148H235ZM239 149V148H238ZM260 149H262V148H260ZM18 150V151H17ZM100 150V149H99ZM139 150H135V151H139ZM140 150V151H141ZM177 150H175V151H177ZM228 150V149H227ZM147 151V150H146ZM150 151V150H149ZM180 151V150H179ZM213 151V150H212ZM93 152V153H94ZM117 152V151H116ZM174 152V151H173ZM178 152V151H177ZM183 152V151H182ZM224 152H226V150L224 151ZM93 153H91V154H93ZM243 153V154H244ZM260 153H262V150H260ZM91 154H90V156L89 157H92L91 156ZM131 154V153H130ZM144 154V153H143ZM227 154V153H226ZM230 154V153H229ZM244 154V155H245ZM99 155V154H98ZM150 155V154H149ZM159 155V154H158ZM179 155V154H178ZM239 155V154H238ZM126 156V155H125ZM229 156V155H228ZM240 156V155H239ZM94 157H96L95 159H94ZM223 157V156H222ZM264 157V156H263ZM105 158V157H104ZM218 158V157H217ZM224 158V157H223ZM227 158V157H226ZM229 158V157H228ZM231 158H232V156H231ZM236 158V157H235ZM238 159V158H237ZM240 159V158H239ZM242 159H243V157H242ZM251 159V160H252ZM227 160V159H226ZM92 161V162H91ZM217 161H219V159L217 160ZM225 161V160H224ZM247 162H249L248 161V159L246 160ZM93 162H95V163H93ZM108 162H110V160L108 161ZM115 162V161H114ZM92 163V164H91ZM105 163V162H104ZM106 163H107V160H106ZM111 163V162H110ZM110 163H109V165H105V167L107 168V166H112V165H110ZM113 163V162H112ZM229 163V162H228ZM261 163V162H260ZM95 164V165H96ZM115 164V163H114ZM120 164H122V163H120ZM93 165V166H92ZM98 165H99V163H98ZM116 165V164H115ZM118 166V165H117ZM132 166V165H131ZM225 165H223V167H224ZM96 167H98L97 165H96ZM95 167V168H96ZM103 167V166H102ZM105 167H103L102 169H104ZM108 167V168H109ZM221 167V166H220ZM106 168H105V170H106ZM112 168H113V170H112ZM119 168V167H118ZM98 169H100V167L98 168ZM109 169H111V170H109L111 173L114 171L115 173H116V167L114 166H112V167H110ZM115 169V170H114ZM175 169V168H174ZM118 170H120V169H118ZM132 170V169H131ZM179 170V169H178ZM107 172H108V169L106 170ZM106 171H104L103 170V172H101L102 174H104L105 173V175H104V179H106V177H107V175L109 176H111L112 175V177L114 176V179L116 178L115 177V175H113V173L111 174H109V172L107 173ZM138 171V170H137ZM180 171V170H179ZM222 171V170H221ZM255 171H257V172H255ZM134 172H136V171H134ZM141 172V171H140ZM177 172V171H176ZM223 172V171H222ZM222 172H220L221 174H222ZM253 172H255V173H253ZM124 173V172H123ZM132 173V175H133V172H130V173H128V174H131ZM142 173V172H141ZM140 173V174H141ZM180 173V172H179ZM122 174V173H121ZM127 174V173H126ZM99 175V174H98ZM118 175V174H117ZM143 175H145V174H143ZM149 175V174H148ZM109 176V180L111 179V181H112V178ZM126 176V175H125ZM130 176V175H129ZM133 176H136V175H133ZM177 176V175H176ZM179 176H181V175H179ZM128 177V176H127ZM126 177V181L128 182L129 180H127V179H130V178H127ZM130 177H132V176H130ZM142 177V176H141ZM141 177H140V179H141ZM146 177L148 178V176H147V174H146ZM150 177V176H149ZM152 177V176H151ZM156 176H153L152 178H155ZM158 177L159 176H157V179H158ZM219 177H221V176H219ZM255 177V176H254ZM118 178V180L117 179H115V184L116 183H119L120 181H123V179H124V177H123V179L122 180H120L119 179V177H117ZM136 178H138L139 179V175H138V177H136ZM94 179V180H93ZM102 179V178H101ZM132 179H134V178H132ZM139 179V180H140ZM142 179H145V178H142ZM218 179V178H217ZM107 180V179H106ZM109 180H107V181H109ZM135 180V179H134ZM137 180L140 184H141V182H142V185L143 186H145V185H147L148 186V188H149V186H154V185H150L149 183L151 182V183H153L154 181L152 180V179H146L145 181L144 180ZM160 180V179H159ZM167 180V179H166ZM215 180H216V178H215ZM252 180V182L250 183V181ZM117 181H119V182H117ZM143 181H144V183H143ZM161 181V180H160ZM162 181H164L163 179H162ZM161 181V182H162ZM179 181V180H178ZM218 180H216V182H217ZM262 181H264V180H262ZM95 182H96V180H95ZM125 182V181H124ZM130 182V181H129ZM132 182V181H131ZM130 182V183H131ZM134 182V181H133ZM136 182V181H135ZM134 182V183H135ZM155 182H156V179H155ZM165 182V181H164ZM187 182V181H186ZM220 182V181H219ZM103 183V182H102ZM111 183H113V182H111ZM130 183H128V184H130ZM133 183V184H134ZM157 183H158V181H157ZM181 183V182H180ZM196 183V182H195ZM198 183V182H197ZM218 183V182H217ZM249 183V184H248ZM96 183H94L93 185H95ZM108 184H109V182H108ZM121 184V183H120ZM126 184V183H125ZM132 184V185H133ZM140 184H138V186H136V184H135V189L134 190H137V193H139V192H145L146 191V189H145V191H143L142 189L143 188H146L147 186H145V187H143L142 188V186L140 185ZM149 184V185H148ZM154 184V183H153ZM163 184V183H162ZM212 184H214V183H212ZM254 184V183H253ZM131 185V184H130ZM178 186H179V184H177ZM221 185V184H220ZM219 185V186H220ZM260 185V184H259ZM262 185H264V184H262ZM126 186V185H125ZM129 186V185H128ZM141 186V187H140ZM157 186H159V184L157 185ZM196 186V185H195ZM105 187H107V186H105ZM111 187V186H110ZM115 187V186H114ZM113 187V188H114ZM127 187V186H126ZM137 187H140L141 189H139V188H137ZM152 187H150V189L152 188ZM182 187H183V185H182ZM212 187H213V185H212ZM241 189V187L244 189V188H246V190L245 191H243V193H242V191L241 190H243V189H239V188ZM251 187H252V185H251ZM259 187H261V189H260V192H261V190H262V186L260 185ZM258 187V188H259ZM96 187H94L93 189H95ZM117 188V187H116ZM130 188V187H129ZM128 187H127V189H129ZM134 188V186H132V189ZM154 188H156V187H154ZM154 188H152V189H154ZM162 188V187H161ZM176 188H178V187H176ZM215 188H216V186H215ZM226 188V189H225ZM50 189H52V190H54V192H56L57 193V195H56V193H55V195L57 196V197H53L52 196V198H50V193H53V192H49L50 191ZM93 189H92V191L91 192H95V191H93ZM100 189V188H99ZM110 189V188H109ZM183 189V188H182ZM249 189V188H248ZM51 190V191H52ZM130 190V189H129ZM134 190H132V191H134ZM179 190V189H178ZM177 190V191H178ZM216 190H217V188H216ZM218 190H219V187H218ZM220 190H223L222 188L220 189ZM235 190H239V191H241L240 193L241 194H243L242 196H241V194L239 195V192L238 191H236V193H235ZM250 191H251V188L249 189ZM264 190V189H263ZM102 191V190H101ZM107 191H108V189H107ZM109 191H113V190H109ZM108 191V192H109ZM126 191V190H125ZM128 191V190H127ZM126 191V192H127ZM131 191V193H132V197H133V192ZM139 191V192H138ZM149 192H150V190H148ZM157 191V190H156ZM176 191V192H177ZM186 191V190H185ZM185 191H181L182 193H181V195H178V200L177 201H179V203L181 204V206H183L184 208V210H186V209H188V207L190 206V205H192V202H193V199H192V197H193V191L194 190H192V192L193 193H191L190 191H188V192H190V193H184ZM248 191V190H247ZM250 191H248V192H250ZM89 192V193H88ZM105 192H106V190H105ZM142 192H141V194H142ZM153 192V191H152ZM187 192V191H186ZM210 192V191H209ZM217 192H219V191H217ZM247 192V194H249ZM260 192H258V196L260 197L261 195H259V194H262L264 191H262V193H260ZM99 193H100V191H99ZM110 193V192H109ZM130 193V192H129ZM134 193H135V191H134ZM136 193V194H137ZM148 193V192H147ZM174 193V192H173ZM196 193V192H195ZM195 193H194V195H195ZM54 194V193H53ZM53 194H51V195H53ZM91 194V193H90ZM92 194H94V193H92ZM102 194V193H101ZM125 194H127V193H125ZM216 194V193H215ZM221 194V193H220ZM237 194L239 195V196H237ZM264 194V193H263ZM14 196V198H13V196ZM80 196H78V195H75V196H78V197H80V198H78V199H81V203L83 202V200L84 199H82V197H81V194H79ZM103 195V194H102ZM105 195V194H104ZM103 195V196H104ZM115 196H116V193L114 194ZM137 195H139V194H137ZM143 196H145V193L144 194H142ZM147 195V194H146ZM173 195V194H172ZM235 195V196H234ZM83 197H85V200H87L86 198L88 197H86V194H85V196L84 195H82ZM90 196H92V195H90ZM89 196V197H90ZM107 196H109V195H107ZM126 196V195H125ZM125 196H123V197H125ZM128 196V195H127ZM126 196V197H127ZM131 196V195H130ZM129 196V197H130ZM142 196V197H143ZM148 196H151V195H149L148 194ZM148 196H145V203L147 202V206H150L151 204L152 205H156L157 204V202L156 201H151L152 199H148ZM174 196V195H173ZM177 195H175V198L174 199H177V197H176ZM242 198H241V197ZM246 196H248V195H245V198H246ZM93 197V196H92ZM112 197V196H111ZM114 197V196H113ZM112 197V198H113ZM117 197V196H116ZM116 197H114L115 199H116ZM122 197V198H123ZM125 197V198H126ZM135 197V196H134ZM133 197V198H134ZM218 197H220V196H218ZM12 198L15 200V199H18V200H15L14 202L16 203L15 204V206L17 205V202L18 201H20V203H27L26 205H24V207H26V209H24V207H23V205L21 206V204L19 203V208L18 209H16L17 207H15L14 206V204H13V200H12ZM47 198H49L46 202L47 203H45V205H44V202H43V200H41L40 202H39V200L40 199H44V201L47 199ZM98 198V197H97ZM99 198H100V196H99ZM110 199L111 201L112 200H114L113 202L114 203H112V202H110V200H108L109 201V203H108V201H106L107 202V204L109 205H112L113 207H112V209H115V207H114V205L113 204H115L116 202V200L118 201L116 204L118 205V204H121V206L123 205V203H125V202H123L124 200H125V198H123L124 200L122 201V203L121 202H119L120 201V198H119V196H118V199ZM122 198H121V200H122ZM128 198V197H127ZM132 198V199H133ZM138 198V197H137ZM144 198V197H143ZM143 198H141L142 200H143ZM154 198H155V196H154ZM227 198H226V200H227ZM237 198V199H238ZM241 198V199H240ZM244 198V199H245ZM261 199L263 198V201L260 199V201H262L263 203L262 204H264V196H262V197H260ZM53 199H54V201H53ZM109 199V198H108ZM130 199V198H129ZM140 199V200H141ZM173 199V198H172ZM172 199H170V201L172 200ZM173 199V200H174ZM228 199V200H229ZM236 199V200H237ZM247 199V198H246ZM70 200H71V202H70ZM96 200V199H95ZM94 200V201H95ZM131 200V199H130ZM129 200V201H130ZM238 200V201H239ZM57 201H58V204H57ZM88 201H91V199H88ZM87 201V203H90V202H88ZM127 201V200H126ZM176 201V200H175ZM176 201V202H177ZM218 201V200H217ZM237 201V202H238ZM244 201V200H243ZM78 202V201H77ZM92 202V201H91ZM144 202V201H143ZM165 202V201H164ZM164 202H163V205H164ZM171 202H174V201H171ZM223 202H227V201H225V200H223L222 202H220V203H223ZM232 202V201H231ZM245 202V201H244ZM43 203V204H42ZM68 203H69V205H68ZM84 203V202H83ZM82 203V205H84L85 206V204H83ZM86 203V202H85ZM86 203V205H87V207H89L88 208V210L90 209V206H88V204ZM100 203H102V202H100ZM142 203V202H141ZM160 203V202H159ZM240 203V202H239ZM241 203H243V202H241ZM261 203V202H260ZM57 204V205H56ZM79 204V203H78ZM106 204V205H107ZM115 204V206L117 207V205ZM148 204H150V205H148ZM170 204V203H169ZM172 204V203H171ZM183 204V205H182ZM44 205V206H43ZM90 205V204H89ZM93 205V204H92ZM104 205V204H103ZM109 205V206H110ZM126 205V204H125ZM158 205V204H157ZM168 205V204H167ZM217 205H219L220 206V204L219 203H217ZM14 208L13 210L12 209H10V208H12V207ZM49 206H51V205H49ZM94 206V205H93ZM101 206V205H100ZM120 205L118 206L120 209L121 208H123V207H121ZM145 206V205H144ZM169 206V205H168ZM174 206H175V204H174ZM264 206V205H263ZM7 207V206H6ZM22 207H23V209H22ZM60 207H58L57 208V211L59 212L62 208H60ZM104 207H106V206H104ZM117 207V208H118ZM125 207V206H124ZM158 207V206H157ZM191 207V206H190ZM193 207V206H192ZM222 207V206H221ZM221 207H219V208H221ZM225 207H227V205H225ZM20 208H21V212H20ZM65 208V210H66V207H64ZM79 208V209H80ZM85 207H83V209H84ZM94 208V207H93ZM95 208H96V206H95ZM99 208V207H98ZM101 208V207H100ZM107 208V207H106ZM116 208V209H117ZM170 208V207H169ZM171 208H172V206H171ZM230 208V207H229ZM262 208V207H261ZM5 209V208H4ZM45 209V210H44ZM51 209H52V207H51ZM56 209V208H55ZM71 209V210H70ZM110 209V208H109ZM109 209H104V211H101L100 210V212H102V214H100V213H98V214H100V215H102L101 217H103V219H105L106 218V220H104V222H105V228H107L108 226V228H110L111 227V225L113 224L112 222L114 221V220H112V218H111V220H112V222H110L109 221V219H107V218H109V217H105L104 216V213L103 212H105V210H106V213L108 214L109 212H107ZM109 210V211H115V210ZM120 209H118L117 211L118 212H120ZM182 209V210H183ZM195 209V208H194ZM263 209H264V207H263ZM11 210V211H10ZM23 210H25L23 213H22V211ZM48 210V209H47ZM64 210V209H63ZM65 210L64 211H62L61 210V212H63V213H65ZM95 210V209H94ZM98 210V209H97ZM103 210V209H102ZM123 210V209H122ZM122 210H121V212H122ZM164 210H166V209H164ZM170 210V209H169ZM183 210V211H184ZM190 210V209H189ZM188 210V211H189ZM221 210H223V209H221ZM220 209L219 210H217V211H221ZM45 211V212H44ZM50 211V210H49ZM57 211H56V213H57ZM77 211H79V210H77ZM76 211V212H77ZM89 211H92V210H89ZM88 211V212H89ZM124 212H126V210H123ZM167 211V210H166ZM177 211V210H176ZM187 211V210H186ZM185 211V212H186ZM264 211V210H263ZM4 212V211H3ZM8 212H9V214H8ZM47 212V213H46ZM55 212V211H54ZM61 212L60 213H57V214H60V215H62L61 214ZM67 212V211H66ZM70 212H69V215H70ZM83 212V211H82ZM95 212V211H94ZM96 212H98V211H96ZM121 212H120V214H121ZM174 212V211H173ZM178 212V211H177ZM222 212V211H221ZM12 213V214H11ZM31 213H33V217L35 218L36 216H37V222L36 223H33V222H29V221H31V220H29V218H31L32 217V214ZM44 213H46V214H44ZM50 213V212H49ZM56 213H53V214H56ZM113 213V212H112ZM116 213V212H115ZM123 213V212H122ZM172 213V212H171ZM180 213V212H179ZM223 213H225V210H223ZM223 213H221V214H223ZM228 213V212H227ZM4 214V213H3ZM30 214V217L29 216H27V215H29ZM36 214V215H35ZM66 214V213H65ZM97 214V215H98ZM126 214V213H125ZM191 214V213H190ZM189 214V215H190ZM193 214V213H192ZM217 214V213H216ZM219 214V213H218ZM221 214H219V217H220V215ZM2 215V214H1ZM9 215V216H8ZM12 215V216H11ZM35 215V216H34ZM48 215V214H47ZM51 215V214H50ZM59 215V216H60ZM96 215V214H95ZM100 215H99V217H100ZM177 215V214H176ZM181 215V214H180ZM201 215V214H200ZM258 215V214H257ZM115 216V215H114ZM118 216H119V214H118ZM166 216V215H165ZM164 216V217H165ZM179 216V215H178ZM186 216V218H188L189 216H188V212H187V214L186 215H184V217ZM188 216V217H187ZM222 216V215H221ZM224 216V215H223ZM63 217H64V214L62 215V221H59L58 220V217H57V220H58V224H60L59 222H63V220H65V219H63ZM71 217V216H70ZM77 217V216H76ZM83 217H84V215H83ZM86 217V216H85ZM97 217V221H98V223L97 224H101L100 226H102V224L104 223L103 222V219L101 218V220L99 219V217L98 216H96ZM181 217V216H180ZM3 218V217H2ZM1 218V219H2ZM5 218V217H4ZM34 218L32 219V221H36V220H34ZM61 218V217H60ZM66 218H68V217H66ZM114 218V217H113ZM186 218H184V219H181L182 221H183V223L179 226V227H181L180 229H181V231L182 232H186V229H188L187 227H188V223H189V218H188V220H186ZM193 218V217H192ZM230 218V217H229ZM0 219V220H1ZM22 219H24V220H22ZM115 219H117V218H115ZM194 219V218H193ZM221 219V218H220ZM61 220V219H60ZM74 220H76V218L74 219ZM79 220V219H78ZM165 220H167V218L165 219ZM192 220V219H191ZM213 220V219H212ZM222 220V219H221ZM53 221V222H52ZM80 221V220H79ZM78 221V222H79ZM83 221V220H82ZM99 221H100V223H99ZM106 221H108V223L106 222ZM117 221V220H116ZM126 221V220H125ZM164 221V220H163ZM169 220H167V221H164L165 223L164 224H169V223H167ZM188 221V223H186ZM3 222H5V221H3ZM8 222V221H7ZM13 221L11 220V223H12ZM66 222V221H65ZM64 222V223H65ZM73 222V221H72ZM112 223L111 225H110V223ZM231 222V221H230ZM264 222V221H263ZM51 223H52V226H51ZM56 224H57V221L55 222ZM64 223H61L62 224V226H64L63 224ZM94 223V222H93ZM117 223V222H116ZM115 223V224H116ZM121 223V222H120ZM162 223V222H161ZM172 223V222H171ZM175 223H176V220H175ZM8 224V223H7ZM6 224V225H7ZM56 225V227H59V228H61L59 231H61L62 232V230H63V228L61 227V224L60 225ZM68 224V223H67ZM67 224H66V226H67ZM76 224V223H75ZM81 224V223H80ZM96 224V225H97ZM108 224V225H107ZM178 224V223H177ZM191 224V223H190ZM199 224V223H198ZM260 224H261V222H260ZM3 225V226H2ZM42 225V226H41ZM70 225H71V223H70ZM79 225V224H78ZM86 225V224H85ZM88 225V224H87ZM119 225V224H118ZM132 225V224H131ZM200 225V224H199ZM233 225V224H232ZM11 226V225H10ZM39 226H40V229H39V231L40 232H38L37 230H38V228H39ZM74 227V225L72 224L71 225V227ZM100 226H98V227H100ZM113 226H114V224H113ZM163 226V225H162ZM165 226V225H164ZM170 226V225H169ZM168 226V227H169ZM173 226V225H172ZM175 226V225H174ZM173 226V227H174ZM206 226V225H205ZM42 227V228H41ZM47 227V228H46ZM46 229L48 230V226L46 225ZM68 227V226H67ZM71 227H70V229H71ZM72 227V228H73ZM75 227H76V225H75ZM103 227V228H104ZM115 227V226H114ZM124 227H126V226H124ZM167 226H165V228H166ZM171 227V226H170ZM191 226H189V228H190ZM192 227H194V226H192ZM225 227V226H224ZM101 228V227H100ZM107 228V229H108ZM112 228V227H111ZM122 228H123V226H122ZM121 228V229H122ZM131 228V227H130ZM129 228V225H128V227L127 228H123L124 229V231H123V229H122V231H119L118 233V235H120V233L122 232L123 233V236H122V238H117L118 239V243H123L125 240H126V242L127 243H129L131 246L130 247H132L131 248V250L133 249V248H135L134 246H132V244H134V243H136V240L138 239V238H136L135 239V232H133V229H130ZM133 228V227H132ZM163 228V227H162ZM200 228V227H199ZM45 229V230H46ZM64 229H66L67 230V228L65 227ZM114 229V228H113ZM118 229H120V227L118 228ZM120 229V230H121ZM174 229H175V227H174ZM178 229V228H177ZM203 229V228H202ZM2 231H3V229H1ZM47 230H46V232H47ZM48 230V231H49ZM57 230H58V228H57ZM78 230V229H77ZM76 230V231H77ZM115 230V229H114ZM172 230V229H171ZM190 230H192V229H190ZM58 231V232H59ZM163 231V230H162ZM161 231V232H162ZM201 231V230H200ZM205 231H207V230H205ZM220 231V230H219ZM227 231V230H226ZM57 232V231H56ZM58 232L57 233H55V234H57V235H59L60 234V232H59V234H58ZM78 232V231H77ZM107 232V231H106ZM113 232V231H112ZM115 232H116V230H115ZM172 232V231H171ZM170 232V233H171ZM174 232V231H173ZM182 232H180V233H182ZM225 232V230L223 231V233ZM38 233H40L41 234V237L39 236L40 234H38ZM75 233V232H74ZM167 233H169V232H167ZM178 233V232H177ZM176 233V234H177ZM229 233V232H228ZM49 234V233H48ZM53 235H54V233H52ZM51 234V235H52ZM63 235H64V232L62 233ZM62 234L60 235V236H62ZM111 234H113V233H111ZM175 234V235H176ZM184 234V233H183ZM2 235V236H3ZM52 235V236H53ZM115 235H117V234H115ZM114 235V236H115ZM122 235V234H121ZM188 235V234H187ZM192 235V234H191ZM223 235V234H222ZM221 235V236H222ZM60 236H57L56 238H58V237H60ZM65 236V235H64ZM68 236L69 235H67V238H68ZM71 236V235H70ZM78 236V235H77ZM111 236V235H110ZM169 236V235H168ZM167 236V237H168ZM170 236H172V234L170 235ZM169 236V237H170ZM182 236V235H181ZM49 237H50V235H49ZM49 237H48V239H45L46 240V243H47V241L48 240H50L49 239ZM53 237H55V235L53 236ZM165 237V236H164ZM175 237V236H174ZM1 238V237H0ZM55 238V239H56ZM61 238V237H60ZM60 238H58V240L60 241L61 239H62V241H55V244L57 243V248H59L58 247V245L60 246V248L62 249L61 250V252H63V253H65L66 254V252H67V250H66V252L64 251V249L63 248H65V247H67V246H69V249H71V247L72 246H70V243L71 242H69V245H67V243L68 242H65L67 239L65 238L64 239V241H63V236H62V238L60 239ZM176 238V237H175ZM43 239V245H45L44 244V240ZM54 239V238H53ZM52 239V240H53ZM121 239H125L124 241H122ZM145 239V238H144ZM143 239V240H144ZM173 239V238H172ZM186 239V238H185ZM262 239H263V237H262ZM261 239V240H262ZM32 240V242H30ZM69 240V239H68ZM140 239H138V241H139ZM165 240V239H164ZM173 240H176V239H173ZM199 240V239H198ZM203 240V239H202ZM73 241V240H72ZM115 241V240H114ZM169 240L167 239V243H170V242H168ZM179 241V240H178ZM184 241H186V243H187V240H184ZM264 241V239L262 240V242ZM29 242H30V244H29ZM34 242H33V244H34ZM40 242V241H39ZM41 242H42V240H41ZM51 242H54V240L53 241H51ZM147 242V241H146ZM173 242V241H172ZM175 242V241H174ZM223 242V241H222ZM3 243V244H2ZM138 243V242H137ZM139 243L140 244H142L141 243V240L139 241ZM179 243V242H178ZM183 243H185V242H183ZM7 244V245H6ZM35 244H37V243H35ZM79 244V243H78ZM82 244V243H81ZM128 244V245H129ZM146 244V243H145ZM171 244V243H170ZM227 244V243H226ZM263 244H264V242H263ZM39 245V244H38ZM40 245H41V243H40ZM67 245V246H66ZM117 245V244H116ZM119 245V244H118ZM118 245H117V247H118ZM128 245H126V246H128ZM149 245V244H148ZM166 245V244H165ZM169 244H167L166 245V247H172L171 245H169ZM177 245V244H176ZM175 245V246H176ZM179 245V244H178ZM185 245V244H184ZM183 245V246H184ZM46 246V245H45ZM47 246H49V244H47ZM52 246V245H51ZM55 247H56V245H54ZM53 246V248L52 249H54L53 251H55L56 249H55V247ZM123 246H125L124 245V243H123ZM125 246V247H126ZM139 246H141V245H139ZM40 247V246H39ZM44 247V246H43ZM63 247V248H62ZM112 247V246H111ZM129 247V246H128ZM145 247V246H144ZM186 247V246H185ZM198 247V246H197ZM37 248V247H36ZM68 248V247H67ZM67 248H65V249H67ZM108 248V247H107ZM120 248V247H119ZM137 248V247H136ZM145 248H147V247H145ZM144 248V249H145ZM172 248H174V247H172ZM228 248H229V246H228ZM49 249V248H48ZM52 249H51V251H52ZM117 249V248H116ZM116 249H115V251H116ZM120 249H122V247L120 248ZM126 249V248H125ZM142 249V248H141ZM167 249V248H166ZM165 249V250H166ZM171 249V248H170ZM170 249H167L166 251H169ZM199 249V248H198ZM18 250H19V253H18ZM39 250V249H38ZM41 250V249H40ZM39 250V251H40ZM72 250V249H71ZM70 250V251H71ZM111 250V249H110ZM124 250V249H123ZM135 250V249H134ZM171 250H173V249H171ZM43 251V250H42ZM45 251V250H44ZM46 251H47V248H46ZM53 251H52V253H53ZM57 252L58 251H60V249L59 250H56ZM55 251V252H56ZM69 251V250H68ZM106 251V250H105ZM113 251H114V249H113ZM122 251V250H121ZM125 251V250H124ZM124 251L122 252V253H124ZM137 251V250H136ZM228 251V250H227ZM30 252H31V250H30ZM34 252H35V248H34ZM36 252H37V249H36ZM54 252V254L56 255L57 254V252L55 253ZM117 252H118V250H117ZM149 252H151V251H149ZM172 252V251H171ZM21 253H23L24 255L26 254L25 252H21ZM33 253V252H32ZM42 253L43 252H41L40 254H41V256H42ZM47 253H48V251H47ZM50 253V252H49ZM62 253V254H63ZM69 253V252H68ZM106 253V252H105ZM104 253V254H105ZM116 253V252H115ZM227 253V252H226ZM225 253V254H226ZM22 254V256L21 257H23L24 255ZM35 254V253H34ZM59 254H61V253H59ZM110 254V252L108 253V255ZM113 254V253H112ZM13 255V254H12ZM27 255V254H26ZM25 255V256H26ZM29 255V254H28ZM27 255V256H28ZM39 255V254H38ZM50 255V254H49ZM102 255V254H101ZM118 255V254H117ZM122 256H126V254H121ZM128 255V254H127ZM157 255V254H156ZM171 255V254H170ZM14 256H16V255H14ZM30 256H32V255H29V257ZM43 256H45V253H44V255ZM52 257H53V255H51ZM56 256H59L58 254L56 255ZM72 256V255H71ZM106 256H107V254H106ZM113 256V255H112ZM132 256V255H131ZM130 256V257H131ZM166 256V255H165ZM13 257V256H12ZM20 257V258H21ZM39 257V256H38ZM60 257V256H59ZM127 257V256H126ZM18 258V257H17ZM33 258H35V257H33ZM49 258H51V257H49ZM63 258V257H62ZM66 258V257H65ZM107 258V257H106ZM109 258V257H108ZM117 258V257H116ZM120 258V257H119ZM136 258V257H135ZM226 258H228V257H226ZM6 259V260H7ZM29 259H31V257L29 258ZM27 260V262L28 261H30V260ZM37 258H35V260H36ZM39 259V258H38ZM38 259L36 260V261H38ZM41 259V258H40ZM43 259V258H42ZM56 259V258H55ZM59 259V258H58ZM57 259V260H58ZM100 259V258H99ZM105 259V258H104ZM139 259V258H138ZM225 259V258H224ZM6 260H4V261H6ZM16 260V259H15ZM21 260V259H20ZM24 260H25V258H24ZM32 260V259H31ZM94 260H95V258H94ZM96 260L98 261V259H97V257H96ZM96 260H95V262H96ZM103 260V259H102ZM121 260V259H120ZM119 260V261H120ZM18 261V260H17ZM21 261H23V259L21 260ZM33 261H34V259H33ZM41 261V260H40ZM40 261H39V263H40ZM61 261V260H60ZM59 261V262H60ZM65 261H67V260H65ZM79 261V260H78ZM116 261V260H115ZM118 261V260H117ZM118 261V262H119ZM129 261V260H128ZM127 261V262H128ZM137 261V260H136ZM168 261V260H167ZM16 262V261H15ZM14 262V263H15ZM24 262V261H23ZM57 262V261H56ZM100 262V261H99ZM103 262V261H102ZM19 263V262H18ZM22 263V262H21ZM25 263V262H24ZM30 263V262H29ZM32 263V262H31ZM30 263V264H31ZM35 263V262H34ZM137 263V262H136ZM8 264V263H7ZM16 264V263H15ZM35 264H37V263H35ZM56 264V263H55ZM64 264V263H63ZM93 264V263H92ZM97 264V263H96ZM100 264V263H99ZM131 264V263H130ZM135 264V263H134Z\"/></svg>",
    "mask_w": 264,
    "mask_h": 264
}]
</instances>
